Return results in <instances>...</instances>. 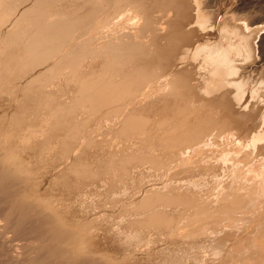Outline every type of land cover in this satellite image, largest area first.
Returning <instances> with one entry per match:
<instances>
[{"label":"rangeland","instance_id":"374dc122","mask_svg":"<svg viewBox=\"0 0 264 264\" xmlns=\"http://www.w3.org/2000/svg\"><path fill=\"white\" fill-rule=\"evenodd\" d=\"M13 1V0H12ZM26 1V2H25ZM34 1V0H33ZM32 0H14V2H16L17 4L20 2L22 4L21 9H18L20 8L19 5H18V10L14 13H12L10 16H9V20L6 23L4 22L0 28V173L4 176H2L1 174V178L0 179V183H1V187L2 185H5V183L9 186L6 191L4 193H0V216L3 218V220H1L2 218L0 217V222H4L2 224H6L5 223V219L9 218L11 219L12 221V224H18V226H21L19 227V230H16V232L14 233H11L9 235V239L6 240L5 236L1 235L0 234V264H31V261H32V258H34V256L31 254L33 252H30L31 249H19L21 250V254L22 255V258L21 259H16L15 257V254L12 250V247H11V243L15 245L17 244H24L25 242L27 243H31V246L33 247H36V248H41V251L43 249V252L42 253H47L46 256H47V259L48 262L46 261L47 259L44 258V261L47 262V263H50L52 260H53V257L56 258L54 259L53 262L52 261V264H74V261L76 260V263L77 261H80V259H76L74 260V258H72L73 256L71 255L73 252H75V249L73 248L75 246V243L76 245H80V249L81 250H86V251H82L80 252V256L82 255V259L84 258V255L87 253V256L90 257V260L89 261H92V264H109V263H114V264H139V263H142L143 261L145 263H148V264H165V260L161 259L163 258L162 257V254H160V252L162 251V249L164 250L166 247L170 248V253L172 251H177L176 249H180V247H177L176 246H179V245H185V243L188 241V243L190 242V244H194V243H202L204 244L205 242H207L205 239H208L209 237H213V236H220V237H226L225 234L226 233H230V237H226V238H223L225 240V243H224V246L222 248V251L221 249L218 251V253L216 252L214 254V252H206L204 259L203 261H201L199 264H264V239L262 238L261 234L262 232L260 231H263V229L261 228H264V213H261L260 212V208H257L256 210L253 209L252 207H248V206H240L238 207L237 205H233V202L231 203V201H233L234 199H232V197H234L235 194L239 193H235L236 190L239 191L238 189H236L237 186V180L238 179V174L240 175V171H243L244 168L246 169V165L250 162L251 158L249 159V161H247V156L248 155H251L253 154L254 152V148L251 146L250 147V143L249 141H245L244 144L242 145V150L244 148V154L241 156L242 158H239L241 159L239 161V165L238 166H233V152L234 150H230V149H227V147H224L226 145H228L231 141H236L234 135L232 134L231 131L229 132H223L221 133V137H220V133L218 132V130L210 123V120H209V117H208V114H209V109L205 110L202 108V112L200 111V109L197 110L196 107H193L190 108V109H186L185 111H178V113H176V117H177V120L174 121V122H171L168 126V124H164V125H161L163 124V121L164 119H157L156 120V124H154V126L150 123L151 119H153V117L155 116V114H157V111L158 109H160V104L158 100L162 99L163 98V95L167 96V94L165 93L166 91V84H165V81L163 82L162 77L160 76H155L154 78L156 80L153 79V76L152 78L149 80V82H151L150 84L147 83L148 86L151 85V87H148L147 85L145 86H140L138 87L139 85H137V83L134 81L133 78H129V77H126L125 79V82H124V85L127 84L128 88L126 86H123L124 88L128 89V90H125L124 89V96L121 97V96H115V93L117 92L116 90L117 89H112V90H108L106 88H109V84L108 85H105V86H101L99 89H97L96 91L93 92V95L91 94L88 99H84V96H80L78 97V100L81 101L80 102V105L77 106L76 103L72 102V93H73V88L75 87L76 83L78 82V76L77 74L79 72H82V69H84L83 71H86L87 69L88 70H91L93 69L95 66V63L98 61V64L99 62H103V60H105V57H110L109 54L105 55V54H102L101 51L99 50H102L105 48V46L108 44V42L110 43L112 41V38L113 40H116V38L118 39L119 37L118 36H115V34H111V33H107V32H104L102 29V32H104V34L101 32V30L98 28L100 27L101 25H103V22L106 21L105 18H101V24L99 23V21H97L98 23H96L95 25V28L97 27V29H94L93 25L88 22V25H87V22H81L79 23V27L78 25L75 27V30L73 31V33L71 34L72 36H67L69 37V39L66 40V43L64 42L59 49L60 51L58 52V54H56V58L55 59H59L57 57H64L65 53H69L74 47H75V44L77 46V44L79 45L80 40H82L83 38V41H85L88 45V49L90 48V50L94 49L93 51H96V55H94L93 57H89L88 55L85 56L84 58H82V62L80 61V63L78 62V64L74 65L75 64V60H73V63H72V60L69 58L67 61H63V63L60 65V68L64 65V66L58 71V74L56 75V78H53L51 79L50 81H47L49 83H42L39 82H33V85L30 84L35 78L36 76H38L39 74H42L46 71V69L48 68V66L54 61L55 59H52L49 61L48 65L46 63L42 64L44 65L42 68L40 65L38 68H35L37 69L36 71H32L33 72V75L31 74L32 72L30 71L31 69H28L27 71V68L26 67V60L28 57H31L32 56V53H33V49L31 48V46H28V36L30 35L31 32H33L35 30V27H36V21L37 19L33 16V15H30L28 17H22V9L25 10L27 7H30L33 5V2ZM232 2V3H231ZM237 7L233 8L234 11H241V12H245L246 13V18L249 20V21H256V22H259L261 24H257L253 27L254 28H262L264 27V0H211L209 1V10L211 12V14L213 13L214 16H217V18L221 17V13H225L227 11V9H231V7L233 6L234 3H237ZM72 0H57L53 3H50L48 4L46 7V12H47V16L50 15L49 19L50 21H53L55 20V18L57 19L58 16L60 15H63L64 13H67V8L68 10L71 9V8H74V7H71L72 6ZM31 4V5H30ZM70 4V5H69ZM27 5V6H26ZM67 5V6H66ZM213 5V6H212ZM228 5V7H227ZM66 6V7H65ZM212 6V7H211ZM1 7V6H0ZM62 7V8H61ZM58 10H61L60 12ZM65 12H64V11ZM0 17H2L3 15V10L2 8L0 9ZM5 11V10H4ZM20 11H21V15H20ZM63 11V13H62ZM52 13V14H50ZM219 15H218V14ZM54 14V16H53ZM98 14H101V11L98 13ZM54 17L52 18L51 17ZM58 15V16H57ZM14 16V17H13ZM33 16V17H32ZM57 16V17H56ZM30 18V19H29ZM52 18V19H50ZM14 19V20H13ZM25 19V20H23ZM32 19V21H31ZM12 20V21H11ZM21 20V21H20ZM105 20V21H104ZM14 21V22H13ZM30 21V22H29ZM20 22V23H19ZM14 23V24H13ZM35 23V24H34ZM81 24V25H80ZM85 24V25H84ZM90 24V26H89ZM94 24V23H93ZM98 24V25H97ZM105 24V23H104ZM10 27H9V26ZM13 25V26H12ZM15 25V26H14ZM85 26L82 27V26ZM5 26V27H4ZM23 28H22V27ZM25 26V28H24ZM28 26V27H27ZM16 28V29H15ZM34 30H33V29ZM80 30H78V29ZM9 29V30H8ZM12 29V30H10ZM24 29V30H23ZM31 29V30H30ZM85 29V30H84ZM95 31H94V30ZM16 30V31H15ZM30 30V31H29ZM99 31L98 33L96 32ZM264 30V29H263ZM262 30L261 34L264 36V31ZM22 31V32H21ZM29 31V32H28ZM84 31V32H83ZM83 32V34H82ZM9 33V34H8ZM78 33H80L78 35ZM92 33V34H91ZM94 33V34H93ZM97 33V34H96ZM75 34V35H74ZM78 37H77V35ZM74 35V36H73ZM82 35V36H81ZM89 35V36H88ZM97 35V36H95ZM6 36V37H5ZM11 36V37H10ZM110 36V37H109ZM73 37V38H71ZM82 37V38H81ZM86 37V40H84ZM95 37V38H94ZM108 37V38H107ZM4 38V39H3ZM6 38V40H5ZM20 38V39H19ZM77 38V39H76ZM105 38V39H103ZM3 39V40H2ZM12 39V40H11ZM15 39V40H14ZM76 39V40H75ZM80 39V40H79ZM103 42H102V40ZM11 40V41H10ZM26 40V41H25ZM69 40V41H68ZM88 40V41H87ZM111 40V41H110ZM79 41V43H77ZM98 41V42H97ZM101 41V42H100ZM13 42V43H12ZM74 42V43H73ZM94 42V43H93ZM4 44V45H3ZM7 45V46H6ZM9 45V46H8ZM19 45V46H18ZM25 45V46H24ZM21 46V47H20ZM7 47H8V50H7ZM30 47V48H28ZM73 47V48H72ZM95 47V48H94ZM26 48V49H25ZM18 49V50H17ZM71 49V50H70ZM10 50V51H9ZM29 50V51H28ZM62 50V51H61ZM9 51V52H8ZM99 51V53H98ZM263 51H264V47H263ZM3 52V53H2ZM29 52V53H28ZM63 52V53H62ZM7 53V54H6ZM20 53V54H19ZM35 53V51H34ZM34 53H33V56H34ZM264 53V52H263ZM63 54V55H62ZM4 55V56H3ZM7 55V56H6ZM28 55V56H27ZM99 55V56H98ZM262 56V55H261ZM261 56L259 55V60H261ZM16 57V58H15ZM101 57V58H100ZM6 58V59H5ZM8 58V59H7ZM21 58L23 60H21ZM99 58V59H98ZM104 58V59H103ZM103 59V60H101ZM3 60V61H2ZM45 60V59H44ZM54 60V61H53ZM258 60V61H259ZM15 61V62H14ZM24 63H23V62ZM46 61V60H45ZM43 61V62H45ZM69 61V62H68ZM23 64H21V63ZM48 62V61H47ZM68 62V64L66 63ZM2 63V65H1ZM5 63V64H4ZM11 63V64H10ZM52 63V64H53ZM72 63V64H71ZM87 63V64H86ZM90 63H91V66H90ZM94 63V65H93ZM7 64V65H6ZM25 64V66H24ZM67 64V65H66ZM69 64H71L72 66H70ZM98 64L96 63V67H98ZM257 65L254 66V68L252 70H247V73H249V76L251 77L250 78V81L252 82V84L254 82H256V80L258 81V79L260 80V75L262 73L261 71V65H263L262 67H264V61H260L259 63H256ZM6 65V66H4ZM12 65V66H11ZM19 65V66H18ZM100 65V64H99ZM4 66V67H3ZM10 66V68H9ZM18 66V67H16ZM68 66L70 67H73L71 68L72 71L70 72L69 71V68H67ZM83 66V68H82ZM258 66V67H257ZM7 67V68H6ZM46 67V68H45ZM92 67V68H91ZM96 67L94 69H96ZM6 68V69H5ZM16 68V69H15ZM64 68V69H63ZM67 68V71L65 70ZM257 68V70H256ZM3 69V70H2ZM10 69V70H9ZM40 69V70H39ZM44 71H43V70ZM70 69V70H71ZM8 72H6V71ZM81 70V71H80ZM140 70V69H139ZM137 70V75L141 74L143 72V70L141 69L140 71ZM5 71V72H4ZM10 71V72H9ZM17 71V72H16ZM41 73H40V72ZM75 73H74V72ZM138 71H139V74H138ZM4 72V73H3ZM15 72V73H14ZM65 72V73H64ZM73 72V74H72ZM7 73V74H6ZM11 74V76H10ZM35 74V75H34ZM16 75V76H15ZM79 75V74H78ZM10 76V77H9ZM31 76V77H30ZM35 78H34V77ZM14 77V78H13ZM33 77V79H32ZM2 78V79H1ZM11 78V79H10ZM29 78V79H28ZM159 78V80H158ZM31 80V82L29 83V81ZM127 80V81H126ZM134 85H131L132 83ZM154 80V81H153ZM159 82H158V81ZM4 81V82H3ZM24 81V82H23ZM68 81V82H67ZM162 81V82H161ZM128 82V83H127ZM154 84H153V83ZM161 82V83H160ZM5 83V84H4ZM55 83V84H54ZM158 83V84H157ZM4 84V85H3ZM10 84V85H9ZM40 84V85H39ZM54 84V85H53ZM136 84V85H135ZM157 86H156V85ZM25 85V86H24ZM30 85V86H29ZM63 85V86H62ZM74 85V86H73ZM130 85V86H129ZM160 85H164V88L163 86H160ZM5 86L7 88H5ZM11 86V87H10ZM41 86V87H40ZM48 86V87H47ZM68 86V87H67ZM136 86V87H135ZM155 86L157 88H155ZM32 87V88H31ZM132 87V89H130ZM141 87H147V88H144V90L141 88ZM154 87V88H153ZM162 87V88H161ZM27 88H30V91L29 89L27 90ZM47 88V89H46ZM57 88V89H56ZM59 88V89H58ZM105 88V89H104ZM138 88V89H137ZM151 88V89H150ZM52 89V90H51ZM62 89V90H61ZM102 89V90H101ZM134 89L135 92L137 93H133L134 92ZM140 89V90H139ZM155 89V90H153ZM158 89H161V90H158ZM164 89V90H163ZM68 90V91H67ZM101 90V91H99ZM105 90V91H104ZM132 90V91H131ZM144 91V92H141V91ZM147 90V92H146ZM148 90H152V93H150L151 91L148 92ZM157 90V93L155 92ZM67 91V92H66ZM112 91V92H111ZM153 91L155 93V95H152L153 94ZM6 92V93H5ZM20 92V93H19ZM30 92V93H29ZM47 92V93H46ZM62 92V93H61ZM97 92V93H96ZM140 92V93H138ZM28 93V94H27ZM44 93V94H43ZM51 93L52 94V98H48L47 101H46V96H48V94ZM145 95H144V94ZM150 93V94H149ZM163 95L160 97L159 94ZM21 94V95H20ZM46 94V95H45ZM55 94V95H54ZM65 94V95H64ZM111 94H114V95H111ZM140 94V95H138ZM148 94V95H147ZM157 94V95H156ZM20 95V96H19ZM59 95V96H58ZM98 95V97L96 96ZM107 95V96H105ZM159 95V97H157ZM54 96V97H53ZM70 96V98H69ZM92 96H93V99H96L95 101L92 99ZM96 96V97H95ZM103 96V97H102ZM114 96V97H112ZM141 96V97H139ZM145 96H147V98H145ZM164 96V97H165ZM68 97V98H66ZM109 97H110V101L108 102L109 100ZM128 97V98H127ZM151 99H149V98ZM158 99H156V98ZM61 100H59V99ZM87 98V97H85ZM98 98V99H97ZM106 98L108 99L106 101ZM114 98V99H113ZM146 100H145V99ZM153 98V100H152ZM45 99V100H44ZM84 99V100H83ZM121 99V100H120ZM134 99V100H133ZM148 99V100H147ZM156 99V100H155ZM86 100V101H85ZM91 100V101H90ZM99 100V101H98ZM103 100V101H102ZM126 100V101H124ZM137 100V101H136ZM139 100V102H138ZM141 100V102H140ZM44 101V102H43ZM55 101V103H54ZM84 101V102H82ZM90 103L91 105H89L88 103ZM94 101V102H93ZM102 101V102H101ZM134 101V102H133ZM145 101V103H143ZM153 101V102H152ZM156 101V102H155ZM7 102V103H6ZM48 102V103H47ZM63 102V103H62ZM72 102V103H71ZM93 102L96 106H98V103H100V107L99 108H102V111L101 109H99V113L97 111L98 114H96L95 112H93L92 110H89L91 109V107L94 106ZM97 104H96V103ZM104 102V103H103ZM116 102V103H115ZM137 105H136V103ZM155 102V103H154ZM43 103V104H42ZM67 103V104H66ZM74 103V104H73ZM118 103V104H117ZM143 103V104H142ZM149 103V104H148ZM154 103V104H153ZM83 104V106H82ZM142 106H139L141 105ZM151 104V105H150ZM66 105V106H65ZM77 107V109H74ZM91 107H89V106ZM106 105V106H105ZM132 105V106H131ZM134 105V106H133ZM138 107V112H137V108L135 107ZM159 105V106H156ZM11 106V107H10ZM112 106V107H111ZM131 106V107H130ZM150 106V107H149ZM6 107V108H5ZM80 107V108H79ZM122 107V108H121ZM130 107V108H129ZM140 107V108H139ZM142 107V108H141ZM89 108V109H88ZM94 108V107H93ZM124 108V109H123ZM132 108V109H131ZM133 108H135L133 110ZM144 108V109H143ZM146 108V109H145ZM196 108V109H195ZM68 109V110H67ZM141 109V110H139ZM197 111H195V110ZM94 110V109H93ZM114 110L119 113L121 110V112L119 114H117L116 112L114 113ZM130 112H129V111ZM133 110V111H132ZM136 110V111H135ZM150 110V111H149ZM71 111V112H70ZM92 111V112H90ZM101 111V112H100ZM108 111V112H107ZM156 111V112H155ZM193 111V112H192ZM207 111V112H204ZM126 112H127V115H126ZM131 112H136L138 113V115L136 116L137 118L140 116V118H138L139 121L136 122V124H132V126H130V136L128 134H126L127 136L125 137H119L117 136L116 132L119 133L120 130L124 129L126 127V124H124V122H126L127 120V117L128 115L130 116ZM159 112V111H158ZM180 112V113H179ZM187 112V113H186ZM198 112H201L198 114ZM93 113V114H92ZM107 113H111L110 115L111 116H114L113 118L115 120H118L115 121L111 116L108 118L107 116ZM142 113V114H141ZM160 113H162V117L166 118V117H170L171 115H174L170 109L169 110H162ZM184 113V114H183ZM203 113V114H202ZM208 113V114H207ZM72 114V115H71ZM88 114V115H87ZM120 115V116H115V115ZM125 114V115H124ZM148 114V116H147ZM199 116H198V115ZM205 114V115H204ZM3 115V116H2ZM65 115V116H64ZM123 115V116H122ZM142 115V116H141ZM182 115V116H181ZM192 115V116H190ZM194 115V117H193ZM203 116V118H200V120L198 119L200 116ZM58 116V117H57ZM127 116V117H126ZM132 116V114H131ZM181 116V117H179ZM198 118H197V117ZM201 116V117H202ZM205 116V117H204ZM57 117V118H56ZM119 117V118H118ZM126 119H124V118ZM123 118V119H122ZM196 118L199 120L196 121ZM7 119V120H6ZM104 119V120H103ZM184 119H188V121L186 122V124L183 122L185 121ZM202 119H204L205 123L202 121ZM9 120V121H8ZM86 120V121H84ZM124 122H123V121ZM144 120V121H143ZM194 120V122H193ZM207 120V122H206ZM17 121V122H16ZM82 121V122H81ZM84 121V122H83ZM121 121L123 123H121ZM179 121V122H178ZM192 121V122H190ZM88 122V125L87 123ZM91 122V123H90ZM116 122V123H115ZM121 124H120V123ZM143 122V123H141ZM199 122V123H198ZM201 122V123H200ZM203 122V124H202ZM6 123V124H5ZM77 123L79 124V127L81 125H83L85 128L83 129V126L80 127V129H77ZM82 123V124H81ZM84 123H86L84 125ZM90 123V124H89ZM107 123V124H106ZM159 123V124H158ZM161 123V124H160ZM141 124V125H140ZM148 124V125H147ZM153 126L150 127L149 126ZM191 124V126H190ZM202 124V125H201ZM2 125V126H1ZM13 125V126H12ZM88 128H87V126ZM125 125V126H124ZM136 125V126H135ZM144 127H143V126ZM157 125V126H156ZM160 125V126H159ZM167 127H166V126ZM181 125V126H180ZM210 126V127H206V126ZM48 126V127H47ZM73 126V127H72ZM135 126V127H134ZM138 126V127H137ZM139 126H142V127H139ZM149 128H148V127ZM162 126H163V129H162ZM165 126V128H164ZM171 126V127H170ZM189 126V127H188ZM196 126V127H194ZM78 127V128H79ZM121 127V128H120ZM152 131H149L147 132L146 128ZM154 127L156 129H154ZM161 127V128H160ZM188 127V129H187ZM194 128V131L196 129V132L192 131L191 128ZM198 127V128H197ZM200 127V129H199ZM76 128V130H75ZM132 128H134V131H132ZM136 128V129H135ZM144 128L146 130H144ZM207 128V129H206ZM3 129V130H2ZM7 131H6V130ZM84 131H83V130ZM87 130V132L85 133V131ZM114 129V130H113ZM140 129V131H138ZM143 129V130H142ZM161 131H160V130ZM205 129V130H204ZM211 131H210V130ZM10 130V131H9ZM31 130V131H30ZM71 130V131H70ZM78 130V132H76ZM83 134H82V132ZM159 132H158V131ZM200 131V134H199V131ZM201 130L207 132V134L209 133V136L205 133H202ZM207 130V131H206ZM215 130V131H214ZM5 131V132H4ZM13 131V132H12ZM25 131V132H24ZM188 131V132H187ZM193 132V133H190ZM198 131V132H197ZM213 131L215 132L216 135H213ZM12 133V136L11 133ZM15 132V134H14ZM28 132V134H27ZM71 132V133H70ZM73 132V133H72ZM113 132V133H112ZM135 132H137L138 134H135ZM146 134H145V133ZM154 132L153 136H152V133ZM187 132V133H186ZM210 132H212L210 135ZM219 133V136L218 133ZM6 133V134H5ZM9 136H8V134ZM77 133V134H75ZM109 133V134H108ZM111 133V134H110ZM157 135H156V134ZM195 133V134H194ZM225 133V134H224ZM226 133L228 134L226 136ZM230 133V134H229ZM19 134V135H18ZM33 134V135H32ZM134 134V135H133ZM144 134V135H142ZM151 134V136L149 135ZM162 134V136H161ZM196 137V138H193V136ZM199 134V135H198ZM202 134V135H201ZM17 139H16V136ZM36 135V136H35ZM78 136V135H82V138L79 143H76L75 145H73V148H71L70 150L67 148V140L69 137H72V136ZM85 135V136H84ZM88 135V136H87ZM111 135V136H110ZM142 135V136H141ZM190 135L193 139H191L190 137V143L187 144L186 141H187V136ZM204 137V138H202ZM207 135V136H206ZM230 135V136H229ZM19 136L21 138H19ZM24 136V137H23ZM29 136V137H28ZM73 136V137H74ZM95 136V137H94ZM102 136V137H101ZM116 136V137H115ZM135 136V137H134ZM136 136H138L139 138H137ZM149 136V137H148ZM180 136V138H179ZM185 136V137H184ZM214 136V137H213ZM216 136V137H215ZM222 136H226L225 139L223 140L222 139ZM231 138L229 140V137ZM7 137V139H6ZM111 139H110V138ZM118 137V139H117ZM129 138L128 139H125L124 138ZM148 137V138H147ZM154 139H153V138ZM156 137V139H155ZM160 137V138H158ZM178 137V138H177ZM207 137V138H206ZM208 137H211V138H208ZM219 137V138H218ZM4 140H3V139ZM34 138V139H32ZM67 138V139H66ZM91 138V142L89 141ZM94 138V140H92ZM99 138V139H98ZM132 138V139H131ZM137 138V139H136ZM151 138V139H150ZM177 138V139H176ZM199 138H202V139H199ZM233 138V139H232ZM19 139V140H18ZM22 139L24 141H22ZM28 139V140H26ZM89 139V140H88ZM106 139V140H105ZM122 139V140H120ZM134 139V140H133ZM143 139V140H142ZM153 139V140H152ZM179 139V141H178ZM182 139V141L180 140ZM196 139H198L197 141H195ZM207 140L206 143L205 141L203 140ZM215 139V140H214ZM218 139V140H217ZM235 139V140H234ZM12 140V141H11ZM16 140V141H15ZM38 140V141H37ZM99 140H102L100 141L101 144L100 147H99V154L100 155V158L97 156V158L101 161L103 160V157H112L111 155L113 154V157H115L116 159H119L121 160L123 155H126V153H128L127 151L131 152V150H135L138 146L140 147H143V148H147L149 149V151H151V154H152V151L153 149L155 151H153L155 154H156V149H157V153L159 152L158 156L156 154L155 158L157 159H161V158H167V162L170 163V161L172 162L173 160V163H170L168 164L167 163L166 165H168L169 168H167V166H165V171L166 173H164L165 175H163L162 177H157L155 178L154 176V179H152L153 177L150 176L148 177V171H151L153 168L150 167L149 169V163H147V166L146 167H142L143 165H145L144 163H140L137 167H139L140 169H138L137 167L135 168V173L136 175L134 174H131V175H127V177H122L121 180L124 181V187L126 188V182H127V188L123 189L122 191L124 192L125 195H123L122 199L119 200L117 203L115 204H109L108 205H101L100 204H97L98 203V196H99V193H93L92 195L90 194H87V193H82V190H75V187H76V182H74V180L72 178H70L69 175H66L67 174V170L70 169V166L73 164V161H75V159L77 160L82 154H84L86 152V150H91L92 149V152H96L97 150V147H94L91 146L90 143H92V141H99ZM122 142V143H120ZM141 142H140V141ZM146 140V141H145ZM148 140V141H147ZM218 142H217V141ZM230 142H229V141ZM33 141V142H32ZM57 141V142H56ZM86 141V142H85ZM127 141V142H125ZM129 141H131L129 143ZM133 141V142H132ZM139 141V142H138ZM150 141V142H149ZM157 141V142H156ZM160 141V142H159ZM175 141H177L175 143ZM194 141V142H193ZM6 142V143H5ZM9 142V143H8ZM65 142V143H64ZM118 142V143H117ZM147 144H146V143ZM196 142V143H195ZM22 143V144H21ZM26 143V144H24ZM64 143V144H63ZM128 144V145H125ZM136 143V144H135ZM151 143V144H150ZM180 143V144H178ZM195 143V144H193ZM221 143L224 145L222 146ZM105 144V145H104ZM149 144V145H148ZM164 146H163V145ZM172 144V145H171ZM178 144V145H177ZM200 144V145H199ZM212 144V146H211ZM239 144V143H238ZM20 145L21 148L18 149L17 147ZM41 145V146H40ZM65 145V146H63ZM84 145V146H83ZM109 145V146H108ZM133 145V146H131ZM138 145V146H137ZM198 145V146H197ZM209 145L211 147H213V149L211 147H209ZM219 145V146H218ZM220 145H221V148H220ZM12 146H15V147H12ZM39 146L41 148H39ZM63 146V147H62ZM80 146V147H79ZM112 146V148H111ZM118 146V147H116ZM124 146V147H123ZM131 146V147H130ZM151 146L152 147V150H151ZM156 146H158L156 148ZM166 146V147H165ZM190 146V148H189ZM201 146V147H199ZM216 149H214L215 147ZM237 146V145H236ZM239 146V145H238ZM245 146V147H244ZM59 147V148H58ZM103 149H102V148ZM115 147V148H114ZM125 147H128L126 148L125 150ZM130 147V148H129ZM161 147V148H160ZM168 148V149H165V148ZM193 152L192 151V149ZM207 147V148H206ZM209 147V148H208ZM222 148H225V149H222ZM5 148V149H4ZM11 148V149H10ZM12 148H15L17 149L18 151H16V153L14 152V150ZM25 151H24V149ZM67 148V149H66ZM89 148V149H88ZM101 148V149H100ZM107 148V149H106ZM111 148V149H110ZM114 148V149H113ZM118 148V149H117ZM123 148V149H122ZM135 148V149H134ZM156 148V149H155ZM196 148V149H195ZM201 148V151L200 149ZM203 148V149H202ZM213 150V153L210 155V153L212 152L211 149ZM218 148V149H217ZM249 148H250V151H249ZM4 149V150H3ZM6 149L8 151H6ZM29 149V150H28ZM46 149V150H45ZM53 149V150H52ZM73 149V152H70L72 151ZM96 149V150H94ZM162 149V150H161ZM163 149H165L166 151H164ZM172 149V150H170ZM187 149V150H185ZM189 149V151H188ZM198 149V150H197ZM205 149H209V150H206L207 153L205 154ZM227 149V150H226ZM253 149V150H252ZM2 150V151H1ZM12 150V152H11ZM28 150V151H27ZM61 150V151H60ZM63 150V151H62ZM69 150V151H68ZM100 150H103L102 153L100 152ZM118 150V151H117ZM124 150V151H123ZM178 150V151H177ZM224 150V151H223ZM3 151L5 152H8V153H3ZM11 153H10V152ZM20 151V152H19ZM25 154V156H23V153ZM31 151V152H30ZM48 151V152H47ZM111 151V152H110ZM163 154H160L162 153ZM180 151V152H179ZM182 151V152H181ZM188 151V152H186ZM203 152L204 155H202ZM214 151H217L214 153ZM225 151L227 152L225 154ZM246 151V152H245ZM18 152V153H17ZM65 152H68L65 154ZM166 152V153H164ZM168 152V153H167ZM172 153V156H171V153ZM176 152L177 155L175 156L173 153ZM196 152L198 154H196ZM223 157L222 156V154ZM248 152V153H247ZM11 154V155H8V154ZM15 153V154H14ZM32 153V154H31ZM42 153V154H41ZM48 153V154H47ZM120 153V154H119ZM152 154V155H155V154ZM179 153V154H178ZM184 153V154H183ZM187 153V154H186ZM193 155H191V154ZM209 153V154H208ZM7 154V155H5ZM12 154L16 155V157H12ZM19 154V155H18ZM31 154V155H30ZM183 154V155H181ZM194 154H196V156H194ZM214 154V155H213ZM227 154H229V157L227 156ZM17 155L22 157L19 159V161L23 164L21 166H19L21 163L19 162L17 164ZM38 155V156H37ZM78 157H77V156ZM90 155V156H89ZM121 155V156H120ZM160 155L162 157H160ZM187 155V156H186ZM189 155V156H188ZM194 159H192L191 157ZM199 155V156H197ZM212 155L214 157H212ZM217 155V157L215 156ZM4 156V157H3ZM8 156V158H7ZM11 156V157H10ZM42 156V157H41ZM62 156V157H61ZM89 156V157H88ZM117 156V157H116ZM121 158H120V157ZM164 156V157H163ZM171 156V157H170ZM178 156V158H177ZM186 156V157H185ZM203 158H202V157ZM204 156H207L206 159L207 161H205V157ZM227 156V158H226ZM9 157L11 160H9ZM27 157V159H26ZM57 157V158H56ZM68 157V158H67ZM72 157H73V160H72ZM87 157L89 159H92V153L88 154ZM92 157V158H91ZM112 157V158H113ZM160 157V158H159ZM182 157V158H180ZM190 157V158H189ZM201 159H199V158ZM218 157H222V158H218ZM113 158V159H115ZM173 158V159H172ZM176 158V160H175ZM187 158V159H186ZM5 159H8V160H5ZM25 159V160H24ZM71 159V160H70ZM106 159V158H105ZM104 159V160H105ZM115 159V160H116ZM172 159V160H171ZM179 159V160H178ZM200 160L199 163L197 160ZM210 159V161H213V162H210L208 161ZM227 161H225V160ZM13 160V161H12ZM15 160V161H14ZM186 160V161H185ZM195 161L193 163L192 161V165L191 164V161ZM204 160V161H203ZM222 160V161H221ZM3 161V162H2ZM55 161V162H54ZM180 161V162H179ZM184 161L186 163H184ZM203 161V162H202ZM217 161V162H216ZM222 163H221V162ZM229 161V162H228ZM232 161V162H231ZM7 162V163H6ZM179 162V163H178ZM183 162V163H182ZM197 162V164H196ZM208 162V163H207ZM232 163V165L229 163ZM17 165V167L14 165ZM176 163V165H175ZM182 163V164H181ZM201 163V164H200ZM207 163V164H206ZM213 165H212V164ZM215 163L217 164V167L215 165ZM226 163V164H225ZM245 163V164H244ZM6 164V165H4ZM185 166H184V165ZM209 164V166H207ZM252 164V162H251ZM12 165V166H11ZM25 165V166H24ZM29 165V166H28ZM151 165V164H150ZM187 165L189 167V172L188 171V168H187ZM196 166H199V165H203V166H199L200 169L197 168V172H196V169L194 168ZM206 165V166H205ZM215 165V166H214ZM2 166V167H1ZM6 166V167H4ZM16 169H15V167ZM23 166V168H22ZM28 168H27V167ZM212 166V167H211ZM233 166V167H232ZM148 167V168H147ZM182 167V168H181ZM191 167V168H190ZM203 167V168H202ZM205 167V168H204ZM211 169H210V168ZM12 168V169H11ZM20 169V173L17 175L16 172H19L18 169ZM26 168V170L24 169ZM147 168V171H144V169L146 170ZM184 169L185 171H181V169ZM193 168V169H192ZM202 168V169H201ZM209 168V169H207ZM15 169L16 172H13ZM21 169H24L23 173H22V170ZM30 169V171H28ZM138 169V170H137ZM172 169V171H171ZM205 169V170H204ZM206 169L208 171H206ZM213 169V170H212ZM237 169V170H236ZM239 169H241L239 171ZM137 170V171H136ZM141 170V173L140 171ZM169 170V172H168ZM187 170V171H186ZM192 170H195V173L192 171ZM203 170V171H202ZM230 170V171H229ZM233 170L235 172H233ZM27 171V173H26ZM143 171V172H142ZM154 171V169L152 170V172ZM203 173H202V172ZM206 174H204L205 172ZM210 171H212L210 173ZM229 171V172H228ZM139 172V174H138ZM145 172V173H144ZM177 172V173H176ZM186 176H185V174ZM191 172H193L191 174ZM200 172V173H199ZM13 173H16V174H13ZM154 173V172H153ZM168 173V174H167ZM173 173V174H172ZM144 176H143V175ZM167 174V175H166ZM190 175V177L188 175ZM237 174V175H236ZM6 175V176H5ZM24 175V177H23ZM28 176V177H26ZM136 176V177H135ZM141 176V177H140ZM173 176V177H172ZM198 176V177H197ZM227 176V177H226ZM234 176V177H233ZM19 177V178H18ZM64 177V178H63ZM129 177V178H128ZM134 179H133V178ZM147 177L146 179H144V182L145 180L148 181V182H145V183H142L141 181H143V178ZM167 177V178H166ZM206 177V178H205ZM22 178V180H21ZM78 178V177H77ZM126 178V180H124ZM131 178V179H130ZM161 178V179H160ZM165 178V180H164ZM199 178V179H198ZM202 178V179H201ZM203 178H204V181H203ZM217 178V179H216ZM8 179V180H7ZM29 179V180H28ZM138 179V180H137ZM142 179V180H140ZM154 180V182L152 180ZM157 179V184H156V180ZM164 181H163V180ZM169 179V180H167ZM184 179V180H183ZM186 179V180H185ZM191 179H195L196 182H199V183H195L194 180H191ZM201 179V180H200ZM225 179V180H224ZM1 180L3 182H1ZM6 182H5V181ZM35 182H34V181ZM40 180V181H39ZM135 180V181H134ZM140 180V181H139ZM167 180V181H166ZM189 182L192 184H187V182ZM200 180V181H199ZM218 180V181H217ZM220 180V181H219ZM224 180V181H223ZM228 180V181H227ZM232 180H235L234 182ZM126 181V182H125ZM150 181V182H149ZM152 181V182H151ZM187 181V182H186ZM230 181V182H229ZM5 182V183H4ZM11 182V183H10ZM23 182V183H21ZM132 182V183H131ZM136 182V184H134ZM143 184L141 185L140 184ZM160 182V183H159ZM165 182V183H163ZM171 184H170V183ZM181 182V183H180ZM184 182L187 184V186H184V187H187L186 188V191H185V188L183 190V186H181V184L183 185ZM194 185H193V183ZM208 182V183H207ZM4 183V184H3ZM33 185H32V184ZM137 183H139L140 187L141 188H137L139 187L137 185ZM152 183V184H151ZM168 183V184H167ZM207 183V184H205ZM226 183V184H225ZM229 183V185H228ZM234 183V184H233ZM20 184V186H19ZM145 184V185H144ZM153 184H155L156 186H153ZM159 184V185H158ZM163 184V185H162ZM165 184L166 186L168 185V187H170V191L167 187H165ZM170 184V185H169ZM198 186H197V185ZM205 184V185H204ZM209 184V186H208ZM223 184V185H222ZM23 185V186H22ZM30 185V186H29ZM134 185H136V187H134ZM161 185V186H160ZM175 185V186H174ZM178 186V189H177V186ZM185 185V184H184ZM191 185V186H190ZM214 185V186H213ZM217 185V186H216ZM222 185V186H221ZM227 185V186H226ZM16 186V187H15ZM19 186V187H18ZM27 186V187H26ZM34 186V187H33ZM75 186V187H74ZM86 186V185H85ZM132 186L134 188V191L133 190H130L132 189ZM143 186V187H142ZM148 186V187H147ZM151 186V187H150ZM160 188L163 187L165 188V190L163 189V191H166L168 193H166V195L168 194L169 197L171 196H179V195H183L184 197H187L189 194H192L193 192V195H189V196H195L193 197V203H191L188 207L187 206H182V205H174V207H166L163 205H159L157 206L156 205V210L160 207V209H158L157 211L159 212H162V213H169L170 211L171 212H175L176 214H179V218L177 220V223L175 224V226H172L170 229H168L162 236V238H158L157 237L155 238V234H153L152 236L150 235V238L149 236H147L146 238L145 237H140L139 234H135V237L134 235L133 236H130L129 238H122L121 240H127V242L124 243L125 245V251L124 253H118V252H115V251H112V252H109L107 250H100V249H97L95 247V245L92 242L94 241H97L100 242L99 243H103L105 240H111L110 238H108L109 236L112 237V239L114 238L113 235H110L108 232H106L105 230V226L110 223L109 221L111 220L110 218H115V217H118V215H126V214H129L131 213L133 210H135L136 208L133 206H137L136 203L138 204L139 200L141 199V196H145L147 195V190L149 191V189H153V188ZM174 187V190L173 187ZM202 186V188H201ZM205 189H204V187ZM211 187H214L212 189L216 190L215 192V196L212 197V195H210V193H212L214 195V190L212 191L211 190ZM217 188H216V187ZM218 186H219V189H218ZM235 187L234 189L232 188ZM4 187V186H3ZM12 187V188H11ZM29 187V188H28ZM32 187H33V190H32ZM150 187V188H149ZM180 187V189H179ZM190 187V188H189ZM198 188V189H194V188ZM207 187V188H206ZM224 187V188H223ZM129 188V189H128ZM136 188V189H135ZM168 190H167V189ZM172 188V189H171ZM175 188L176 190L178 191H175ZM221 188V189H220ZM224 190H223V189ZM228 190H226V189ZM28 189V190H26ZM31 191H30V190ZM35 189V190H34ZM139 189V190H138ZM142 189V190H141ZM145 191H144V190ZM147 189V190H146ZM150 189V190H151ZM201 189H204L205 191H202L201 192ZM232 189V190H231ZM13 190V191H12ZM24 190V191H22ZM132 192H130V191ZM136 190V191H135ZM162 190V188H161ZM172 190V191H171ZM189 190V191H188ZM195 190V191H194ZM200 190V191H199ZM209 190V191H207ZM234 190V191H233ZM30 191V192H29ZM37 191V192H36ZM125 191L128 193H125ZM192 191V192H191ZM198 191L200 192V194L198 193ZM212 191V192H211ZM220 191V192H218ZM224 191V192H223ZM27 192V193H26ZM80 193V194H77ZM174 193L173 195L170 196L171 193ZM180 192V193H178ZM187 192V193H186ZM190 192V193H189ZM194 192H197L194 195ZM228 192V193H226ZM240 192H243V190H240ZM26 193V194H25ZM33 193H35L33 195ZM38 193V194H37ZM134 193V194H133ZM146 193V194H145ZM178 193V194H177ZM204 195H202V194ZM209 193V195H208ZM223 193V198L225 199L224 201L225 202H229L228 204L225 203V202H221L223 201V199H220L222 196ZM127 194V196H126ZM138 196H137V195ZM144 194V195H143ZM225 194V195H224ZM228 194H230V196H228ZM233 194V195H232ZM27 195V196H26ZM82 195V196H81ZM84 195V196H83ZM130 195V196H129ZM136 195V196H135ZM200 195L203 196L202 200H200ZM208 195V196H207ZM218 195L219 198L216 196ZM31 197V198H27V197ZM34 196V197H32ZM38 196V197H37ZM89 196V197H88ZM96 196V197H95ZM182 196V197H183ZM188 196V197H189ZM199 196V197H198ZM221 196V197H220ZM225 196V197H224ZM228 196V198H227ZM23 197V198H22ZM140 199H139V198ZM198 199H197V198ZM208 197V198H207ZM3 200H2V199ZM92 198V199H91ZM173 198V197H172ZM213 198V201L212 199ZM216 198V199H215ZM232 199L231 201L229 199ZM28 199V200H27ZM34 199V200H32ZM137 199V200H136ZM204 199V200H203ZM208 199H210V203L212 201L211 204H209L208 202ZM217 199L219 201H217ZM25 200V202H24ZM36 200H39V201H36ZM134 200V201H133ZM206 200V201H205ZM227 200V201H226ZM6 201V202H5ZM20 201V202H19ZM32 201V203L30 202ZM70 201V203H69ZM91 201V202H89ZM203 201V202H202ZM13 202V203H12ZM36 202V203H34ZM40 202L38 205L37 203ZM48 202V203H47ZM135 202V203H134ZM4 203V204H3ZM35 206H34V204ZM47 203V204H46ZM125 203H128V206L127 204ZM132 203V204H131ZM23 204V205H22ZM30 204H33L30 205ZM57 206H56V205ZM81 204V205H80ZM93 205L92 207L93 208H89V205ZM207 204V205H206ZM227 204V205H226ZM5 205V206H3ZM45 205V206H43ZM84 205V206H83ZM99 205V206H98ZM124 205V206H123ZM133 205V206H132ZM198 205V206H197ZM40 206V208H39ZM42 206V207H41ZM59 206V207H58ZM87 206V207H86ZM180 206V207H179ZM195 206V208H194ZM16 207V208H15ZM38 207V208H37ZM50 207V208H49ZM52 207V208H51ZM83 207V208H82ZM120 207V208H118ZM158 207V208H157ZM179 207V210L177 209ZM182 207V208H181ZM206 207V208H205ZM2 208H4L2 210ZM127 208V209H126ZM131 208H133L131 210ZM164 208V210H162ZM167 208V209H166ZM200 210H199V209ZM210 210H208V209ZM247 208V209H246ZM250 210H253V211H250ZM48 209V210H47ZM130 209V210H129ZM170 209V210H169ZM181 209V210H180ZM187 209V210H186ZM206 209V210H205ZM237 209V210H236ZM248 211V213L245 211L244 213L247 214H244L243 215V212L241 211ZM117 210V211H116ZM128 210V211H127ZM186 210V211H185ZM198 210L199 213L196 211ZM216 210V211H215ZM230 212V213H228ZM255 210V211H254ZM16 211V212H15ZM21 211V212H19ZM25 211V212H24ZM50 211V212H49ZM189 211V212H187ZM192 211V212H191ZM196 211V212H195ZM203 211V213L201 212ZM223 211V212H222ZM227 213V215L225 216V212ZM240 211V213H239ZM45 212V214H44ZM49 212V213H48ZM181 212V213H179ZM187 212V213H185ZM209 212V213H208ZM217 212V214H216ZM3 213V214H2ZM36 213V214H35ZM51 213V214H50ZM196 213V214H195ZM198 213V214H197ZM215 213V214H214ZM256 213V215L254 214ZM42 214V215H41ZM50 214V215H49ZM149 214V213H147ZM201 214V215H199ZM206 214V215H205ZM222 214V215H221ZM252 214H254V218L252 216ZM259 214V215H258ZM263 215V216H260ZM10 215V216H9ZM44 215V216H43ZM144 215V214H143ZM146 215V213H145ZM187 215V216H186ZM208 215V216H207ZM221 215V216H220ZM234 216V218H232V216ZM242 215V216H241ZM252 217L250 219V217ZM34 216V217H33ZM182 216V217H181ZM195 216V217H194ZM201 216V218H200ZM212 216V217H211ZM223 216V218H222ZM247 217L248 219L244 218L245 220H243V217ZM47 217V219H46ZM49 217V218H48ZM197 217V218H196ZM229 219H228V218ZM236 217V218H235ZM260 217V218H259ZM52 218V219H51ZM205 220H204V219ZM213 222H212V220ZM215 218V219H213ZM218 218V219H216ZM220 218V219H219ZM227 218V219H226ZM242 221H246L244 222V224H242L243 222ZM262 218V219H261ZM26 219V220H25ZM51 219V220H50ZM60 219V220H59ZM73 219V220H72ZM234 219V220H232ZM236 219H239L238 222L241 221V223H237ZM259 219V220H258ZM25 220V221H24ZM33 220V221H32ZM50 220V221H49ZM179 220H180V223H179ZM199 220V222H198ZM203 220V221H202ZM225 220V221H224ZM232 220V221H231ZM248 220V222H247ZM258 220V221H257ZM14 221V222H13ZM32 221V222H31ZM35 221V222H34ZM66 221V222H64ZM202 221V222H201ZM220 221V222H219ZM263 221V222H261ZM41 222V223H40ZM61 222V223H59ZM108 222V223H107ZM208 222V223H207ZM210 222V223H209ZM227 222V223H226ZM231 222V223H230ZM233 222V223H232ZM32 223V224H31ZM182 223V224H181ZM226 223V224H225ZM249 223V224H248ZM260 223H261V226H260ZM39 224V225H38ZM58 224V225H57ZM69 224V225H68ZM178 224L180 225V227L178 226ZM211 224V225H210ZM228 224V225H227ZM237 225V227L235 225ZM239 224V225H238ZM242 224V225H241ZM29 225V226H28ZM64 227H63V226ZM66 225V227H65ZM71 225V226H70ZM190 225V226H189ZM214 225V226H213ZM216 225V226H215ZM220 225V227H219ZM233 225V226H232ZM254 225V226H253ZM35 226V227H34ZM58 226V227H57ZM178 226V228H177ZM205 226V227H204ZM222 226V227H221ZM228 226V227H227ZM257 226V227H255ZM25 227V228H24ZM63 227V228H62ZM203 227V228H201ZM225 227V228H223ZM232 227V228H231ZM241 227V228H240ZM249 227V228H248ZM49 228V229H48ZM60 228V229H59ZM184 228V229H183ZM186 228V229H185ZM222 228V229H221ZM231 228V229H230ZM242 228L244 231H242ZM245 228V229H244ZM59 231H58V230ZM72 229V230H70ZM182 230V232L179 231ZM190 229V230H189ZM206 229V230H205ZM218 229V230H217ZM235 229V230H234ZM258 229V230H257ZM21 232H18L20 231ZM55 230H57L58 232H55ZM69 230V231H68ZM76 230V231H75ZM209 230V231H208ZM213 232H212V231ZM63 234H61V232ZM84 233H83V232ZM170 231V232H169ZM174 231V233H173ZM176 231V233H175ZM189 231V232H188ZM193 231V232H192ZM198 231V232H197ZM216 231V232H215ZM240 231V232H239ZM251 231V232H250ZM28 232V233H27ZM32 232V233H31ZM54 232H55V235H54ZM67 232V233H66ZM78 232V233H77ZM83 234H82V233ZM168 232V233H167ZM203 232V234H202ZM207 232V233H206ZM215 232V233H214ZM238 232V233H237ZM250 232V233H249ZM18 233V234H17ZM24 233V234H23ZM30 233V234H29ZM34 233V234H33ZM57 233V234H56ZM71 233V234H70ZM205 233V234H204ZM211 233V234H210ZM242 233V235H241ZM20 234V237L22 236L23 238H26V239H29V240H16V239H19L17 236H19ZM28 234V235H27ZM51 234V235H50ZM58 234H61V235H58ZM178 237V241H177V237ZM191 234V235H190ZM215 234V235H214ZM219 234V235H218ZM253 234V235H252ZM256 234V235H255ZM58 235V236H57ZM66 235V236H64ZM189 235V236H188ZM196 237H195V236ZM198 235V237H197ZM205 235V236H203ZM245 235V236H243ZM28 236V237H27ZM43 239H42V237ZM50 236V237H49ZM52 236V237H51ZM137 236V237H136ZM139 236V237H138ZM181 236V237H180ZM192 236V237H191ZM256 236V237H255ZM13 237V239H12ZM35 237V238H34ZM45 237V238H44ZM65 239H64V238ZM78 237V238H77ZM81 237V238H80ZM133 237H134V240H133ZM154 237V238H153ZM3 238V239H2ZM47 238V239H46ZM59 238V239H58ZM61 238V239H60ZM131 238V239H130ZM135 238H138L139 242L140 240L142 242H140L139 244V247H138V241L137 239L135 240ZM184 238V239H183ZM191 238V239H190ZM202 238V239H201ZM204 238V239H203ZM261 238V239H260ZM15 239V240H14ZM39 239V240H38ZM64 239V240H63ZM68 241H67V240ZM70 239V240H69ZM145 239V240H144ZM189 239V240H188ZM198 241H197V240ZM259 239V240H258ZM263 239V240H262ZM46 240V241H45ZM54 240V241H53ZM76 240V241H75ZM85 240V241H84ZM114 240V239H113ZM200 240V242H199ZM251 240V241H250ZM13 241V242H12ZM17 241L19 243H17ZM75 243H74V242ZM78 241V243H77ZM87 241H88V246L86 245L87 244ZM131 241V242H130ZM135 241V243L133 242ZM137 241V242H136ZM174 241V242H172ZM177 241V242H175ZM193 241H195L193 243ZM203 241V242H202ZM205 241V242H204ZM239 241V242H238ZM261 241V242H260ZM40 242V243H39ZM50 242V243H49ZM58 242L61 244H58ZM65 242V243H63ZM69 242V243H68ZM86 242V244H85ZM96 242V243H97ZM149 242V243H148ZM83 243V244H82ZM172 243V245H171ZM181 243V244H179ZM184 243V244H183ZM200 243V244H201ZM34 244V245H33ZM64 244V245H63ZM70 246H69V245ZM130 244V245H129ZM135 244L137 246H135ZM178 244V245H177ZM255 244V245H254ZM74 245V246H73ZM84 245V246H83ZM91 245V246H90ZM127 245V246H126ZM133 245V246H132ZM175 245V246H174ZM10 246V247H9ZM54 246V247H53ZM82 246L84 247V249H82ZM87 246V248H86ZM94 246V247H92ZM164 246V247H163ZM170 246V247H169ZM175 249H173L174 247ZM237 246V247H236ZM242 246V247H241ZM260 246V247H259ZM128 247V248H127ZM130 247V248H129ZM132 247V248H131ZM137 247V248H135ZM228 247V248H227ZM244 247V248H243ZM246 247V249H245ZM31 248V247H30ZM48 248V249H47ZM96 248V250H95ZM233 248V249H232ZM260 250H259V249ZM10 249V250H9ZM128 249V250H127ZM132 249V250H131ZM228 249V250H227ZM248 249V250H247ZM252 249V250H251ZM25 250V251H24ZM48 250V251H47ZM49 250H52L53 252L50 254L48 253ZM72 250V251H71ZM74 250V251H73ZM161 250V251H159ZM172 250V251H171ZM231 250V251H230ZM259 250V251H258ZM29 251V252H28ZM102 251V252H101ZM237 251V252H236ZM239 251V252H238ZM243 251V252H242ZM251 251V252H250ZM6 252V253H5ZM10 252V253H9ZM25 252V253H24ZM58 252V253H57ZM67 252V253H66ZM71 252V253H70ZM96 254H94V253ZM107 254L105 255L104 254ZM159 252V253H158ZM225 252V253H224ZM250 252V253H249ZM262 252V253H260ZM65 253V254H64ZM83 253V254H81ZM89 253H91V256L88 255ZM93 253V254H92ZM101 253V254H99ZM103 253V254H102ZM111 253V254H109ZM209 253H211L209 255ZM254 253V254H253ZM5 254V255H4ZM8 254V255H7ZM116 254V255H115ZM135 254V255H134ZM153 254V255H152ZM213 254V255H212ZM229 254V255H228ZM233 254V255H232ZM241 254V255H240ZM54 255V256H53ZM56 255V256H55ZM78 255V254H77ZM97 255V256H96ZM102 255V256H101ZM156 256L157 255V258H152L151 262L149 263L148 261L146 262V260L149 259L150 256ZM158 255H161V258L160 256ZM30 256V257H29ZM33 256V257H32ZM45 256V257H46ZM51 256H53L50 260ZM58 256V257H57ZM69 256V257H68ZM85 256L86 258H89ZM96 256V257H95ZM104 256V257H103ZM108 258H107V257ZM209 256V257H208ZM243 256V258L241 257ZM261 256V257H260ZM4 257V258H3ZM102 257V258H101ZM110 257V258H109ZM112 257V258H111ZM160 260H159V258ZM209 259H208V258ZM232 257V258H231ZM263 257V258H262ZM29 258V260L27 261V259ZM93 258V260H91ZM101 258V259H100ZM105 258V259H104ZM108 260H107V259ZM134 258V259H133ZM148 258V259H146ZM208 260H207V259ZM213 258V259H212ZM215 258V260H214ZM227 260H226V259ZM250 258V259H249ZM24 259V260H23ZM26 259V260H25ZM59 259V260H58ZM114 259V260H113ZM155 259V260H154ZM158 259V260H157ZM233 259V260H232ZM252 259V260H251ZM258 259V260H256ZM16 260V261H15ZM63 260V261H62ZM74 260V261H73ZM106 260V261H105ZM110 260V261H109ZM112 260V262H111ZM156 261V263L154 261ZM163 260V261H162ZM172 260L174 259H170V261H166V264H188L189 261L185 262L183 259H180V260H177V261H173L171 262ZM226 260V261H225ZM256 260V262H255ZM261 260V261H260ZM3 261V262H2ZM21 261V262H20ZM43 261V262H44ZM101 261V262H100ZM142 261V262H140ZM153 261V262H152ZM161 261V263L159 262ZM239 261V263H238ZM251 261V262H250ZM25 262V263H24ZM44 262V263H45ZM61 262V263H60ZM69 262V263H68ZM73 262V263H72ZM109 262V263H108ZM137 262V263H136ZM169 262V263H168ZM176 262V263H174ZM221 262V263H220ZM254 262V263H253ZM260 262V263H259ZM75 263V264H76ZM79 263V262H78ZM77 263V264H78ZM46 264V263H45Z\"/></svg>","mask_w":264,"mask_h":264},{"label":"bare ground","instance_id":"6f19581e","mask_svg":"<svg viewBox=\"0 0 264 264\" xmlns=\"http://www.w3.org/2000/svg\"><path fill=\"white\" fill-rule=\"evenodd\" d=\"M18 1V0H16ZM33 1V0H32ZM57 0H34L33 2V5L30 6V7H27L25 10L22 9V17H28L30 15H33L37 21H36V27H35V30L33 32L30 33V35L28 36V46H31V48L33 49V53H34V56H33V53H32V56L31 57H28L27 60H26V67L27 68V71L28 69H31L30 71L32 72L35 68H38L40 65L44 64L48 65L49 61L52 60V59H55L56 57V54H58V52L60 51L59 49L62 48V44L65 42L66 43V40L69 39V37L67 36H72L71 34L73 33V31L75 30V27L78 25L79 27V23L81 22H87V25H88V22H90L94 27V29H97V27L95 28V25L96 23H98L97 21H99L101 18H105L106 21L103 22V25H101L100 27H98L100 30L102 29L104 32H107L108 34L111 33L112 35L115 34V36H118L119 38L116 40H113L112 38V41L105 46L104 49L102 50H99L102 52V54H109L110 57H105V60H103V62H99L98 64V61L96 62L98 64V67H96V63L93 65L96 67V69H91V70H86V71H83L84 69H82V72H79L77 74L78 76V82L76 83L75 87L73 88V93H72V102L76 103L77 106L80 105V102L78 100V97H82L84 96V99H88V97L92 94L93 95V92L96 91L97 89H99L101 86H105V85H108L109 88H106L109 92V90H114V89H117L116 93H115V96H121L123 97L125 94H124V89L125 90H128L126 88H124L123 86H127L124 85V82H125V79L126 77H129V78H133L134 81L137 83V85H139L138 87L140 86H145L147 85V83H151L149 82V80L152 78L153 76V79L156 80L157 78L155 76H160L164 79H162V81L164 80L165 81V84H166V94L167 96L163 95V98L161 97L162 95H160V97L162 99H160L159 95L157 97H159L160 100H158L156 97V99L159 101L158 104H160V109H158L157 111V114H155V116L153 117V119H151L150 123L154 126V124H156V120L157 119H164L163 121V124L161 125H164V124H169L171 122H174L177 120V117L175 116L176 113H178V111H185L187 108L190 109L193 107H196L197 110L200 109V111L202 112V108L205 110L209 109V114H208V117H209V120H210V123L218 130V132L220 133V137H221V133L223 132H229V131H233L232 134L234 135L236 141H229L231 138L229 137V144L224 146L222 143L221 145L224 146V147H227V149H230V150H234V152L232 153L233 154V166H238L239 165V161L241 159L239 158H242L241 156L244 154V148L242 150V145L244 144L245 141H249L250 143V147L252 146L254 148V152L253 154L251 155H248L247 156V161H249V159L251 158L250 162L246 165V169L244 168L243 171H240L241 169H239V173L240 175L238 174V179L237 180V186L236 189H238L239 191L236 190L234 197H232V199H234L233 201H231L232 199L230 198L229 200L231 201V203L233 202V205L235 207V205H242V206H248V207H252L253 209H257V208H260V212L261 213H264V67H262L263 65H261V75H260V80L258 79V81L256 80V82H254L252 84V82L250 81V76H249V73H247V70H252L254 68L255 65H257L256 63H259L260 61H264V51H263V47H264V36L261 34L262 30L264 29V27L262 28H254L253 27L255 25H257L259 22H256V21H249L247 18H246V13L245 12H241V11H234L233 8L237 7V3H234L233 6L231 7V9H227V11L225 13H221V17L217 18V16H214V14L210 12V8H209V1L211 0H72V6L71 7H74V8H71L68 10L67 8V13H64L63 15H60V16H56L57 19L55 18V20H53L52 18V15L50 19H52L53 21H50L48 20L50 15L47 16V11L46 12V6L50 3H53ZM59 1V0H58ZM70 1V0H69ZM26 2V1H25ZM232 3V2H231ZM18 5L19 7L22 6V4L19 2L18 4L16 2H14V0H0V9L2 8L3 10V15L2 17H0V28L4 25L3 23L7 20H9V16L16 12L18 9H21L18 8ZM31 5V4H30ZM70 5V4H69ZM27 6V5H26ZM67 6V5H66ZM65 6V7H66ZM213 6V5H212ZM211 6V7H212ZM228 7V5H227ZM18 8V9H17ZM62 8V7H61ZM5 10V11H4ZM59 12L61 10H58ZM64 11V10H63ZM62 11V13H63ZM64 11V12H65ZM101 11V14H98L99 12ZM1 12V11H0ZM2 13V12H1ZM52 14V13H50ZM218 14V13H217ZM20 15H21V11H20ZM219 15V14H218ZM12 16V15H11ZM32 16V17H33ZM54 16V14H53ZM14 17V16H13ZM48 18V19H47ZM30 19V18H29ZM101 19V20H102ZM14 20V19H13ZM25 20V19H23ZM101 20L99 21V23L101 22ZM12 21V20H11ZM21 21V20H20ZM32 21V19H31ZM103 21V20H102ZM14 22V21H13ZM30 22V21H29ZM20 23V22H19ZM94 23V24H93ZM98 23V24H99ZM105 23V24H104ZM3 24V25H2ZM14 24V23H13ZM97 24V25H98ZM101 24V23H100ZM261 24V23H259ZM258 24V25H259ZM2 25V26H1ZM81 25V24H80ZM85 25V24H84ZM82 26L85 28V26ZM9 26V25H8ZM13 26V25H12ZM15 26V25H14ZM90 26V24H89ZM5 27V26H4ZM10 27V26H9ZM22 27V26H21ZM28 27V26H27ZM23 28V27H22ZM25 28V26H24ZM80 28V27H79ZM16 29V28H15ZM78 29V28H77ZM93 29V30H94ZM97 29V30H99ZM9 30V29H8ZM12 30V29H10ZM24 30V29H23ZM31 30V29H30ZM29 30V31H30ZM79 30V29H78ZM85 30V29H84ZM96 32L98 33L99 31ZM101 30V32H102ZM16 31V30H15ZM28 31V32H29ZM80 31V30H79ZM95 31V30H94ZM264 31V30H263ZM22 32V31H21ZM76 32V30H75ZM84 32V31H83ZM82 32V34H83ZM104 32H102L104 34ZM96 33V34H97ZM100 33V32H99ZM9 34V33H8ZM80 33H78L79 35ZM85 34V33H84ZM83 34V35H84ZM92 34V33H91ZM94 34V33H93ZM75 35V34H74ZM73 35V36H74ZM77 35V34H76ZM77 35V37H78ZM110 35V34H109ZM82 36V35H81ZM89 36V35H88ZM97 36V35H95ZM6 37V36H5ZM11 37V36H10ZM110 37V36H109ZM73 38V37H71ZM82 38V37H81ZM95 38V37H94ZM108 38V37H107ZM1 39V38H0ZM4 39V38H3ZM2 39V40H3ZM20 39V38H19ZM77 39V38H76ZM75 39V40H76ZM105 39V38H103ZM6 40V38H5ZM12 40V39H11ZM10 40V41H11ZM15 40V39H14ZM70 40V39H69ZM68 40V41H69ZM80 40V39H79ZM86 40V37L85 39ZM102 40V39H101ZM26 41V40H25ZM82 42L79 43V41L77 43H79V45L75 44V47L69 52V53H65L64 57H57L59 59H55L54 63L50 64L48 66V68L46 69V71L42 74H39L38 76H36V78L31 82V80L29 81L30 84L33 85V82H41L42 83H46L47 81H50L51 79L53 78H56V75L58 74V71L64 66H62L60 68V65L63 63V61H67L69 58L72 60L74 59L75 60V64L73 63V60H72V63L74 65L78 64V62L80 63V61L82 60V58H84L85 56H89V57H93L94 55H96V51H93L94 49L90 50V48L88 49L87 47V43L85 41H83V38L82 40H80ZM88 41V40H87ZM98 42V41H97ZM101 42V41H100ZM103 42V40H102ZM1 43V41H0ZM13 43V42H12ZM74 43V42H73ZM94 43V42H93ZM4 45V44H3ZM7 46V45H6ZM9 46V45H8ZM19 46V45H18ZM25 46V45H24ZM61 46V48H60ZM21 47V46H20ZM30 48V47H28ZM95 48V47H94ZM26 49V48H25ZM7 50H8V47H7ZM18 50V49H17ZM10 51V50H9ZM8 51V52H9ZM29 51V50H28ZM62 51V50H61ZM98 51V53H99ZM1 53V51H0ZM3 53V52H2ZM29 53V52H28ZM63 53V52H62ZM7 54V53H6ZM20 54V53H19ZM63 55V54H62ZM259 55L261 56V60H259ZM4 56V55H3ZM7 56V55H6ZM28 56V55H27ZM99 56V55H98ZM16 58V57H15ZM101 58V57H100ZM6 59V58H5ZM8 59V58H7ZM46 61H45V60ZM21 60H23L21 58ZM259 60V61H258ZM3 61V60H2ZM45 61V62H43ZM48 61V62H47ZM1 62V61H0ZM15 62V61H14ZM23 62V61H22ZM69 62V61H68ZM68 62H66L68 64ZM82 62V61H81ZM21 63V62H20ZM24 63V62H23ZM71 63V64H72ZM5 64V63H4ZM11 64V63H10ZM22 64V63H21ZM64 64V63H63ZM66 64V65H67ZM71 64H69L70 66H72ZM87 64V63H86ZM2 65V63H1ZM7 65V64H6ZM4 65V66H6ZM23 65V64H22ZM3 66V67H4ZM12 66V65H11ZM19 66V65H18ZM16 66V67H18ZM25 66V64H24ZM44 65L40 66L41 68L43 67ZM70 66H68L67 68H69ZM90 66H91V63H90ZM258 67V66H257ZM2 68V67H0ZM7 68V67H6ZM5 68V69H6ZM10 68V66H9ZM46 68V67H45ZM65 68V66H64ZM63 68V69H64ZM67 68L65 69L67 71ZM73 67H70L69 68V71L71 72ZM83 68V66H82ZM92 68V67H91ZM16 69V68H15ZM71 69V70H70ZM142 69L143 72L141 74H139V71ZM3 70V69H2ZM10 70V69H9ZM37 69H35L34 71H36ZM40 70V69H39ZM43 70V69H42ZM137 70L138 71V74L137 75ZM257 70V68H256ZM6 71V70H5ZM4 71V72H5ZM33 71V72H34ZM44 71V70H43ZM81 71V70H80ZM1 72V71H0ZM3 72V73H4ZM7 72V71H6ZM10 72V71H9ZM17 72V71H16ZM33 72L31 73L33 75ZM40 72V71H39ZM74 72V71H73ZM72 72V74H73ZM141 72V71H140ZM8 73V72H7ZM6 73V74H7ZM15 73V72H14ZM35 73V72H34ZM41 73V72H40ZM65 73V72H64ZM75 73V72H74ZM1 74V73H0ZM36 74V73H35ZM34 74V75H35ZM60 74V73H59ZM58 74V75H59ZM155 75V76H154ZM11 76V74H10ZM9 76V77H10ZM16 76V75H15ZM31 77V76H30ZM32 77V79H33ZM156 79H155V78ZM14 78V77H13ZM2 79V78H1ZM11 79V78H10ZM29 79V78H28ZM153 80V81H154ZM159 80V78H158ZM157 80V81H158ZM127 81V80H126ZM160 81V80H159ZM158 81V82H159ZM161 81V82H162ZM163 81V82H164ZM4 82V81H3ZM24 82V81H23ZM68 82V81H67ZM131 82V80H130ZM160 82V83H161ZM44 83V85H45ZM49 83V82H47ZM128 83V82H127ZM132 83V82H131ZM153 83V82H152ZM5 84V83H4ZM3 84V85H4ZM55 84V83H54ZM53 84V85H54ZM154 84V83H153ZM158 84V83H157ZM10 85V84H9ZM40 85V84H39ZM131 85H134L133 83ZM136 85V84H135ZM156 85V84H155ZM25 86V85H24ZM30 86V85H29ZM63 86V85H62ZM74 86V85H73ZM130 86V85H129ZM148 86V85H147ZM157 86V85H156ZM155 86V88H157ZM160 86H163L164 88V85H160ZM1 87V86H0ZM11 87V86H10ZM41 87V86H40ZM48 87V86H47ZM68 87V86H67ZM106 87V86H105ZM136 87V86H135ZM148 87H151L148 86ZM5 88H7L5 86ZM32 88V87H31ZM143 90L144 88H147V87H141ZM154 88V87H153ZM162 88V87H161ZM29 89L30 91V88H27V90ZM47 89V88H46ZM57 89V88H56ZM59 89V88H58ZM105 89V88H104ZM132 89V87L130 88ZM138 89V88H137ZM149 89V88H147ZM151 89V88H150ZM52 90V89H51ZM62 90V89H61ZM102 90V89H101ZM99 90V91H101ZM136 89H134V92L133 93H137L135 92ZM140 90V89H139ZM141 91V92H144V91ZM155 90V89H153ZM158 90H161V89H158ZM164 90V89H163ZM68 91V90H67ZM66 91V92H67ZM105 91V90H104ZM132 91V90H131ZM151 91L150 93H152V90H148V92ZM162 91V90H161ZM112 92V91H111ZM147 92V90H146ZM157 93V90L155 91ZM163 92V91H162ZM6 93V92H5ZM20 93V92H19ZM30 93V92H29ZM47 93V92H46ZM62 93V92H61ZM97 93V92H96ZM110 93V92H109ZM140 93V92H138ZM145 93V92H144ZM143 93V94H144ZM149 93V94H150ZM28 94V93H27ZM44 94V93H43ZM21 95V94H20ZM19 95V96H20ZM46 95V94H45ZM55 95V94H54ZM65 95V94H64ZM95 95V94H94ZM93 95V96H94ZM111 95H114V94H111ZM140 95V94H138ZM145 95V94H144ZM148 95V94H147ZM152 95H155L154 91H153V94ZM157 95V94H156ZM59 96V95H58ZM93 96H92V99H93ZM98 97V95H96ZM95 96V97H96ZM107 96V95H105ZM165 96V97H164ZM1 97V96H0ZM52 98V94L49 93L48 96H46V101L48 98ZM54 97V96H53ZM87 97V98H85ZM100 97V96H99ZM98 97V98H99ZM103 97V96H102ZM114 97V96H112ZM125 97V96H124ZM141 97V96H139ZM68 98V97H66ZM70 98V96H69ZM97 98V99H98ZM128 98V97H127ZM142 98V97H141ZM145 98H147V96H145ZM144 98V99H145ZM149 98V97H148ZM59 99V98H58ZM83 99V100H84ZM90 99V97H89ZM114 99V98H113ZM150 99V98H149ZM155 99V100H156ZM45 100V99H44ZM60 100V99H59ZM94 101L96 99H93ZM108 99L106 98V101ZM110 97H109V100L108 102L110 101ZM121 100V99H120ZM134 100V99H133ZM143 100V98H142ZM146 100V99H145ZM148 100V99H147ZM151 100V99H150ZM153 100V98H152ZM61 101V100H60ZM86 101V100H85ZM91 101V100H90ZM93 101V102H94ZM99 101V100H98ZM103 101V100H102ZM101 101V102H102ZM126 101V100H124ZM137 101V100H136ZM44 102V101H43ZM71 102V103H72ZM84 102V101H82ZM91 102V103H93ZM134 102V101H133ZM139 102V100H138ZM141 102V100H140ZM153 102V101H152ZM156 102V101H155ZM154 102V103H155ZM7 103V102H6ZM48 103V102H47ZM55 103V101H54ZM63 103V102H62ZM73 103V104H74ZM85 103V102H84ZM88 103V101H87ZM96 103V102H95ZM104 103V102H103ZM116 103V102H115ZM136 103V102H135ZM145 103V101L143 102ZM142 103V104H143ZM153 103V104H154ZM43 104V103H42ZM67 104V103H66ZM89 105H91L90 103H88ZM94 104V103H93ZM97 104V103H96ZM100 103H98V106H96L94 104V108L91 107V109L89 110H92L93 112H95L96 114L99 113V109H101L102 111V108H99ZM118 104V103H117ZM139 105V106H142ZM146 104V103H145ZM149 104V103H148ZM137 105V103H136ZM135 105V107H136ZM151 105V104H150ZM66 106V105H65ZM83 106V104H82ZM106 106V105H105ZM132 106V105H131ZM130 106V107H131ZM134 106V105H133ZM156 106V105H155ZM159 106V105H157ZM156 106V107H157ZM11 107V106H10ZM73 107V105H72ZM112 107V106H111ZM129 107V108H130ZM150 107V106H149ZM6 108V107H5ZM74 108V107H73ZM80 108V107H79ZM122 108V107H121ZM137 108V112H138V107ZM140 108V107H139ZM142 108V107H141ZM195 108V109H196ZM74 109H77L74 108ZM94 109V110H93ZM124 109V108H123ZM132 109V108H131ZM135 108H133L134 110ZM144 109V108H143ZM146 109V108H145ZM174 114V115H171L170 117H162V113H160L162 110H169ZM194 109V110H195ZM68 110V109H67ZM132 110V111H133ZM141 110V109H139ZM90 111V112H92ZM98 111V113H97ZM100 111V112H101ZM122 111V110H121ZM120 111V112H121ZM129 111V110H128ZM136 111V110H135ZM150 111V110H149ZM196 111V110H195ZM71 112V111H70ZM108 112V111H107ZM116 111L114 110V113ZM119 112V113H120ZM130 112V111H129ZM156 112V111H155ZM193 112V111H192ZM197 112V111H196ZM201 112H198L201 113ZM204 112V111H203ZM207 112V111H205ZM204 112V113H205ZM117 113V112H116ZM117 113V114H119ZM122 113V112H121ZM180 113V112H179ZM187 113V112H186ZM93 114V113H92ZM109 113H107V116H108ZM111 114V113H110ZM109 114L108 118L111 116ZM132 114V116H131ZM130 116L128 115L127 117V120L126 122H124V124H126V127L122 130L118 132H116L117 136H119L120 138L121 137H125L127 136L126 134H128L130 136V126H132V124H136L138 120V118H140V116L137 118L136 116L138 115V113L136 112H131ZM142 114V113H141ZM184 114V113H183ZM197 114V115H198ZM203 114V113H202ZM72 115V114H71ZM88 115V114H87ZM115 115V114H114ZM125 115V114H124ZM126 115H127V112H126ZM200 115V114H199ZM198 115V116H199ZM205 115V114H204ZM3 116V115H2ZM65 116V115H64ZM115 116H120V115H115ZM123 116V115H122ZM142 116V115H141ZM148 116V114H147ZM182 116V115H181ZM179 116V117H181ZM192 116V115H190ZM202 116V115H201ZM197 117L199 120L200 118H203L202 117ZM58 117V116H57ZM56 117V118H57ZM112 118L114 116H111ZM194 117V115H193ZM205 117V116H204ZM119 118V117H118ZM122 118V119H123ZM196 118V121L198 120ZM114 119V118H113ZM7 120V119H6ZM104 120V119H103ZM115 120V119H114ZM185 121L183 122V124L188 121V119H184ZM198 120V121H199ZM9 121V120H8ZM86 121V120H84ZM83 121V122H84ZM118 122V120H115ZM121 121V123H123ZM144 121V120H143ZM202 121L205 123L204 119H202ZM17 122V121H16ZM82 122V121H81ZM179 122V121H178ZM192 122V121H190ZM194 122V120H193ZM202 122V124H203ZM207 122V120H206ZM87 125H88V122H86ZM84 123V125L86 124ZM91 123V122H90ZM89 123V124H90ZM116 123V122H115ZM120 123V122H119ZM120 123V124H121ZM143 123V122H141ZM199 123V122H198ZM201 123V122H200ZM6 124V123H5ZM80 124V123H79ZM79 124L77 123V129H80V127H82L83 125H81L79 127ZM82 124V123H81ZM107 124V123H106ZM138 124V123H137ZM136 124V125H137ZM159 124V123H158ZM201 124V125H202ZM86 125V126H87ZM135 125V126H136ZM141 125V124H140ZM148 125V124H147ZM2 126V125H1ZM13 126V125H12ZM125 126V125H124ZM134 126V127H135ZM143 126V125H142ZM142 126H139V127H142ZM150 126V124H149ZM153 126H150L153 128ZM157 126V125H156ZM160 126V125H159ZM166 126V125H165ZM164 126V128H165ZM181 126V125H180ZM191 126V124H190ZM193 126V125H192ZM191 126V127H192ZM48 127V126H47ZM73 127V126H72ZM79 127V128H78ZM138 127V126H137ZM144 127V126H143ZM142 127V128H143ZM148 127V126H147ZM167 127V126H166ZM171 127V126H170ZM189 127V126H188ZM187 127V129H188ZM190 127V128H191ZM196 127V126H194ZM206 127H210V126H206ZM85 127L83 126V129ZM88 128V126H87ZM121 128V127H120ZM146 128V127H145ZM144 128V130H146ZM149 128V127H148ZM161 128V127H160ZM198 128V127H197ZM82 129V130H83ZM136 129V128H135ZM154 129H156L154 127ZM162 129H163V126H162ZM192 131H194V128H191ZM200 129V127H199ZM207 129V128H206ZM3 130V129H2ZM6 130V129H5ZM76 130V128H75ZM88 129H86L85 133L87 132ZM114 130V129H113ZM143 130V129H142ZM160 130V129H159ZM205 130V129H204ZM203 130V131H204ZM210 130V129H209ZM208 130V131H209ZM7 131V130H6ZM10 131V130H9ZM31 131V130H30ZM71 131V130H70ZM81 131V130H80ZM84 131V130H83ZM132 131H134V128H132ZM140 131V129L138 130ZM147 132L149 131V129L146 130ZM152 131V130H150ZM149 131V133H150ZM158 131V130H157ZM161 131V130H160ZM199 131V130H198ZM197 131V132H198ZM202 130L201 132L204 133ZM207 131V130H206ZM207 131V132H208ZM211 131V130H210ZM215 131V130H214ZM213 131V135H216L215 132ZM5 132V131H4ZM13 132V131H12ZM25 132V131H24ZM78 132V130L76 131ZM82 132V131H81ZM159 132V131H158ZM188 132V131H187ZM186 132V133H187ZM196 132V129L195 131ZM207 132H205L207 134ZM217 132V133H218ZM11 133V132H10ZM71 133V132H70ZM73 133V132H72ZM113 133V132H112ZM145 133V132H144ZM190 133H193L190 131ZM204 133V134H205ZM212 132H210V135ZM219 133L217 136H219ZM6 134V133H5ZM8 134V133H7ZM15 134V132H14ZM28 134V132H27ZM77 134V133H75ZM83 134V132H82ZM109 134V133H108ZM111 134V133H110ZM135 134H138L137 132H135ZM140 134V133H139ZM138 134V135H139ZM146 134V133H145ZM154 132L152 133V136H153ZM156 134V133H155ZM195 134V133H194ZM199 134H200V131H199ZM198 134V135H199ZM225 134V133H224ZM230 134V133H229ZM19 135V134H18ZM33 135V134H32ZM134 135V134H133ZM144 135V134H142ZM141 135V136H142ZM151 136V134H149ZM157 135V134H156ZM202 135V134H201ZM200 135V136H201ZM209 136V133L207 134ZM206 135V136H207ZM228 134L226 133V136ZM9 136V134H8ZM12 136V133L11 135ZM16 136V135H15ZM36 136V135H35ZM74 136V135H73ZM69 137L68 140L66 141L67 142V148L70 150L71 148H73V145H75L76 143H78L79 140H81L82 138V135H76L74 137ZM85 136V135H84ZM88 136V135H87ZM111 136V135H110ZM162 136V134H161ZM193 136V134H192ZM195 136V135H194ZM193 138H196L194 137ZM226 136H222V139L224 140ZM18 136H16V139H17ZM24 137V136H23ZM29 137V136H28ZM95 137V136H94ZM102 137V136H101ZM116 137V136H115ZM135 137V136H134ZM137 138H139L138 136H136ZM149 137V136H148ZM147 137V138H148ZM163 137V136H162ZM185 137V136H184ZM190 135L187 136V141L186 143L189 144L191 141H190ZM202 137V136H201ZM205 137V136H204ZM202 137V138H204ZM214 137V136H213ZM216 137V136H215ZM19 138H21L19 136ZM110 138V137H109ZM136 138V139H137ZM153 138V137H152ZM160 138V137H158ZM178 138V137H177ZM176 138V139H177ZM180 138V136H179ZM191 137V139H193ZM202 138H199V139H202ZM207 138V137H206ZM208 138H211V137H208ZM219 138V137H218ZM3 139V138H2ZM7 139V137H6ZM34 139V138H32ZM67 139V138H66ZM99 139V138H98ZM111 139V138H110ZM118 139V137H117ZM125 139H128L129 138H124ZM132 139V138H131ZM151 139V138H150ZM154 139V138H153ZM152 139V140H153ZM156 139V137H155ZM233 139V138H232ZM234 139V140H235ZM4 140V139H3ZM19 140V139H18ZM25 140V139H24ZM22 139V141H24ZM28 140V139H26ZM89 140V139H88ZM94 140V138L92 139ZM106 140V139H105ZM122 140V139H120ZM134 140V139H133ZM143 140V139H142ZM182 141V139H180ZM195 140V139H194ZM198 139H196L195 141H197ZM208 140V139H207ZM207 140H203L206 141ZM215 140V139H214ZM218 140V139H217ZM216 140V141H217ZM12 141V140H11ZM16 141V140H15ZM38 141V140H37ZM91 142V138L89 140ZM100 141L102 140H99V141H92L91 146L94 147H97V150L96 152H92V149L91 150H86V152L84 154H82L77 160L75 159V161H73V164L70 166V169L67 170V174L66 175H69L70 178H72L74 180V182H76V187H75V190H82V193H87V194H90L92 195L93 193H99V198H98V203L97 204H100L101 205H108L109 204H115L117 203L119 200L122 199L123 195L124 194V181L121 180V178L124 176V177H127V175H131V174H134L136 175L135 173V168L140 164V163H144L145 165H141L142 167H146L147 166V163H149L148 167L150 169L153 168L154 169V173L151 171H148V177L150 176H154L155 178L157 177H162L163 175H165L164 173H166L165 171V166L168 167V165H166L168 162L166 161L167 156H163L164 158H161V159H157L155 158L156 154L158 156L159 152L157 153V149L159 148L158 146H156V154L153 152L155 151L153 149L152 151V154L154 153L155 155H152L151 154V151H149V149L147 148H143V147H138L135 149V150H131V152L127 151L128 153L125 152L126 155H123L122 159L119 160V159H116L115 157H113V154L111 155L112 157H103V160H99L97 158V156L100 154L99 153V147L101 144ZM119 141V140H118ZM123 141V140H122ZM140 141V140H139ZM138 141V142H139ZM146 141V140H145ZM148 141V140H147ZM179 141V139H178ZM33 142V141H32ZM57 142V141H56ZM86 142V141H85ZM120 142V141H119ZM127 142V141H125ZM131 141H129L130 143ZM133 142V141H132ZM141 142V141H140ZM150 142V141H149ZM157 142V141H156ZM160 142V141H159ZM177 141H175L176 143ZM194 142V141H193ZM218 142V141H217ZM3 143V142H1ZM0 143V145H1ZM6 143V142H5ZM9 143V142H8ZM65 143V142H64ZM63 143V144H64ZM80 143V141H79ZM118 143V142H117ZM122 143V142H120ZM124 143V141H123ZM128 143V142H127ZM146 143V142H145ZM196 143V142H195ZM193 143V144H195ZM239 143V144H238ZM22 144V143H21ZM26 144V143H24ZM136 144V143H135ZM147 144V143H146ZM151 144V143H150ZM180 144V143H178ZM177 144V145H178ZM4 145V143H3ZM105 145V144H104ZM125 145H128L125 143ZM149 145V144H148ZM163 145V144H162ZM172 145V144H171ZM200 145V144H199ZM221 145H220V148H221ZM237 145V146H236ZM239 145V146H238ZM18 146V145H17ZM41 146V145H40ZM39 146V148H41ZM65 146V145H63ZM62 146V147H63ZM76 146V145H75ZM84 146V145H83ZM109 146V145H108ZM129 146V145H128ZM133 146V145H131ZM130 146V147H131ZM164 146V145H163ZM198 146V145H197ZM212 146V144H211ZM209 145V147H211ZM219 146V145H218ZM12 147H15V146H12ZM80 147V146H79ZM118 147V146H116ZM124 147V146H123ZM129 147V148H130ZM152 147L151 146V150H152ZM166 147V146H165ZM164 147V148H165ZM201 147V146H199ZM208 147V148H209ZM215 147V146H214ZM245 147V146H244ZM18 149H20V145L17 147ZM59 148V147H58ZM66 148V149H67ZM102 148V147H101ZM100 148V149H101ZM112 148V146H111ZM110 148V149H111ZM115 148V147H114ZM113 148V149H114ZM119 148V147H118ZM117 148V149H118ZM126 148L128 147H125V150ZM161 148V147H160ZM169 148V147H168ZM168 148H165V149H168ZM190 148V146H189ZM207 148V147H206ZM213 149V147H211ZM210 148V149H211ZM219 148V147H218ZM217 148V149H218ZM219 148V149H220ZM5 149V148H4ZM3 149V150H4ZM11 149V148H10ZM14 150V152L16 153V151H18L17 149L15 148H12ZM24 149V148H23ZM89 149V148H88ZM103 149V148H102ZM107 149V148H106ZM123 149V148H122ZM165 149H163L164 151H166ZM192 149V147H191ZM196 149V148H195ZM200 151H201V148H199ZM203 149V148H202ZM211 149V153L210 155L213 153V150ZM216 149V147L214 148ZM222 149H225V148H222ZM220 149V150H222ZM226 149V150H227ZM9 150V149H8ZM6 149V151H8ZM22 150V148H21ZM29 150V149H28ZM27 150V151H28ZM46 150V149H45ZM53 150V149H52ZM68 150V151H69ZM162 150V149H161ZM172 150V149H170ZM187 150V149H185ZM198 150V149H197ZM206 150H209V149H205ZM253 150V149H252ZM2 151V150H1ZM25 151V149H24ZM61 151V150H60ZM63 151V150H62ZM103 150H100V152L102 153ZM118 151V150H117ZM124 151V150H123ZM178 151V150H177ZM189 151V149H188ZM186 151V152H188ZM193 151V149H192ZM224 151V150H223ZM249 151H250V148H249ZM10 152V151H9ZM12 152V150H11ZM10 152V153H11ZM20 152V151H19ZM31 152V151H30ZM48 152V151H47ZM70 152H73V149L72 151ZM104 152V151H103ZM106 152V151H105ZM104 152V153H105ZM111 152V151H110ZM162 152V151H161ZM180 152V151H179ZM182 152V151H181ZM195 152V151H193ZM199 152V151H197ZM196 152V154H198ZM217 152V151H214V153ZM228 152V151H227ZM225 151V154L227 153ZM246 152V151H245ZM251 152V151H250ZM3 153H8V152H5L3 151ZM8 154V155H11V154ZM14 153V154H15ZM18 153V152H17ZM23 153V151H22ZM25 153V152H24ZM23 153V156H25V154ZM68 153V152H65V154ZM91 154L92 153V159H89L87 155L88 154ZM166 153V152H164ZM168 153V152H167ZM171 153V152H170ZM200 153V152H199ZM202 155L203 152H201ZM200 153V154H201ZM207 153V151L205 152V154ZM221 153V152H220ZM248 153V152H247ZM12 154V157L13 155ZM32 154V153H31ZM30 154V155H31ZM42 154V153H41ZM48 154V153H47ZM98 154V155H97ZM120 154V153H119ZM160 154H163L160 153ZM175 156L177 155L176 152L173 153ZM179 154V153H178ZM184 154V153H183ZM181 154V155H183ZM187 154V153H186ZM191 154V153H190ZM196 154H194V156H196ZM209 154V153H208ZM222 154V153H221ZM7 155V154H5ZM19 155V154H18ZM17 155V164L20 162L19 159L22 158L20 156ZM97 155V156H96ZM101 155V154H100ZM100 155L98 156L100 158ZM192 155V154H191ZM190 155V157H191ZM214 155V154H213ZM212 155V157H214ZM38 156V155H37ZM77 156V155H76ZM121 156V155H120ZM119 156V157H120ZM171 156H172V153H171ZM170 156V157H171ZM184 156V155H183ZM187 156V155H186ZM185 156V157H186ZM189 156V155H188ZM193 156V155H192ZM199 156V155H197ZM217 157V155H215ZM223 156V154H222ZM227 156L229 157V154H227ZM226 156V158H227ZM4 157V156H3ZM11 157V156H10ZM9 157V160H11ZM14 157H16V155H14ZM42 157V156H41ZM62 157V156H61ZM78 157V156H77ZM117 157V156H116ZM160 157H162L160 155ZM159 157V158H160ZM189 157V158H190ZM202 157V156H201ZM200 157V158H201ZM205 159L207 156H204ZM225 157V156H223ZM1 158V156H0ZM8 158V156H7ZM57 158V157H56ZM68 158V157H67ZM106 158V159H105ZM121 158V157H120ZM178 158V156H177ZM182 158V157H180ZM192 158V157H191ZM199 158V157H198ZM199 158V159H200ZM203 158V157H202ZM218 158H222V157H218ZM23 159V158H22ZM27 159V157H26ZM105 159V160H104ZM173 159V158H172ZM171 159V160H172ZM187 159V158H186ZM194 159V157L192 158ZM197 160L198 163L199 161L201 160ZM243 159V158H242ZM5 160H8V159H5ZM25 160V159H24ZM71 160V159H70ZM72 160H73V157H72ZM176 160V158H175ZM179 160V159H178ZM225 160V159H224ZM228 160V159H227ZM225 160V161H227ZM13 161V160H12ZM15 161V160H14ZM19 161V162H18ZM174 161V160H173ZM173 161L170 163H173ZM186 161V160H185ZM184 161V163H186ZM191 161V160H190ZM193 161V160H192ZM192 161H191V164H192ZM204 161V160H203ZM202 161V162H203ZM207 161V159L205 160ZM210 161V159L208 160ZM214 161V160H213ZM213 161H210V162H213ZM222 161V160H221ZM220 161V162H221ZM3 162V161H2ZM55 162V161H54ZM167 162V163H165ZM180 162V161H179ZM178 162V163H179ZM195 161H193L194 163ZM201 162V161H200ZM217 162V161H216ZM229 162V161H228ZM229 163V165L232 163ZM252 162V164H251ZM7 163V162H6ZM21 163V162H20ZM168 163V164H170ZM183 163V162H182ZM181 163V164H182ZM208 163V162H207ZM206 163V164H207ZM222 163V162H221ZM24 164V163H23ZM22 163L19 165H23ZM151 164V165H150ZM174 164V163H173ZM195 164V163H194ZM192 164V165H194ZM197 164V162H196ZM201 164V163H200ZM212 164V163H211ZM226 164V163H225ZM245 164V163H244ZM6 165V164H4ZM15 165V163H14ZM176 165V163H175ZM184 165V164H183ZM213 165V164H212ZM215 165L217 166V164L215 163ZM214 165V166H215ZM12 166V165H11ZM17 167V165H15ZM14 166V167H15ZM25 166V165H24ZM29 166V165H28ZM139 166V167H141ZM185 166V165H184ZM199 166H203V165H199ZM199 166H196L195 165V169H196V172H197V168ZM206 166V165H205ZM209 166V164L207 165ZM232 166V167H233ZM2 167V166H1ZM6 167V166H4ZM15 167V169H16ZM27 167V166H26ZM139 167H137L138 169H140ZM141 167V168H142ZM147 167V168H148ZM212 167V166H211ZM218 167V166H217ZM23 168V166H22ZM28 168V167H27ZM147 168L146 170L144 169V171H147ZM171 168V167H170ZM182 168V167H181ZM180 168V169H181ZM187 168H188V171L189 172V167L187 165ZM191 168V167H190ZM203 168V167H202ZM201 168V169H202ZM205 168V167H204ZM210 168V167H209ZM207 168V169H209ZM219 168V167H218ZM12 169V168H11ZM14 169L13 172H16ZM18 169V168H17ZM26 170V168H24ZM24 169H21L22 170V173L24 172L23 170ZM137 169V170H138ZM185 169V168H184ZM184 169H181V171H185ZM193 169V168H192ZM200 169V167L198 168ZM206 169V171H208ZM211 169V168H210ZM136 170V171H137ZM205 170V169H204ZM213 170V169H212ZM237 170V169H236ZM235 170V171H236ZM19 172H16L17 175L21 172L20 169H18ZM30 171V169L28 170ZM140 173H141V170H139ZM172 171V169H171ZM182 171V172H183ZM194 173H195V170H192ZM203 171V170H202ZM201 171V172H202ZM230 171V170H229ZM228 171V172H229ZM233 170V172H235ZM143 172V171H142ZM169 172V170H168ZM191 172V174L193 173ZM205 172V171H204ZM212 171H210L211 173ZM16 173H13V174H16ZM27 173V171H26ZM145 173V172H144ZM177 173V172H176ZM200 173V172H199ZM203 173V172H202ZM1 174V173H0ZM21 174V173H20ZM139 174V172H138ZM168 174V173H167ZM166 174V175H167ZM173 174V173H172ZM185 174V172H184ZM190 174V175H191ZM206 174V172L204 173ZM2 175V174H1ZM1 175H0V179L1 178ZM143 175V174H142ZM188 175V174H187ZM190 175H188L190 177ZM237 175V174H236ZM4 176V175H2ZM6 176V175H5ZM144 176V175H143ZM186 176V174H185ZM24 177V175H23ZM28 177V176H26ZM78 177V178H77ZM136 177V176H135ZM141 177V176H140ZM154 177L152 179H154ZM173 177V176H172ZM198 177V176H197ZM227 177V176H226ZM234 177V176H233ZM19 178V177H18ZM29 178V177H28ZM64 178V177H63ZM129 178V177H128ZM133 178V177H132ZM143 178V177H142ZM147 178V177H146ZM145 177L143 178V181H141L142 183H145V182H148L145 180L144 182V179H146ZM167 178V177H166ZM206 178V177H205ZM131 179V178H130ZM134 179V178H133ZM148 179V178H147ZM151 179V180H152ZM156 180V184L157 182L161 179H159L158 181ZM199 179V178H198ZM202 179V178H201ZM200 179V180H201ZM217 179V178H216ZM8 180V179H7ZM22 180V178H21ZM29 180V179H28ZM126 180V178L124 179ZM138 180V179H137ZM142 180V179H140ZM139 180V181H140ZM163 180V179H162ZM165 180V178H164ZM163 180V181H164ZM169 180V179H167ZM166 180V181H167ZM184 180V179H183ZM186 180V179H185ZM191 180H194L195 183H199V182H196L195 179H191ZM199 180V181H200ZM225 180V179H224ZM223 180V181H224ZM5 181V180H4ZM34 181V180H33ZM40 181V180H39ZM135 181V180H134ZM154 182V180H152ZM151 181V182H152ZM203 181H204V178H203ZM218 181V180H217ZM220 181V180H219ZM228 181V180H227ZM233 182L235 180H232ZM1 182H3L1 180ZM6 182V181H5ZM4 182V183H5ZM35 182V181H34ZM126 182V181H125ZM140 182V184H141ZM150 182V181H149ZM187 182V181H186ZM230 182V181H229ZM3 183V184H4ZM11 183V182H10ZM23 183V182H21ZM132 183V182H131ZM160 183V182H159ZM165 183V182H163ZM170 183V182H169ZM181 183V182H180ZM193 183V182H192ZM208 183V182H207ZM205 183V184H207ZM32 184V183H31ZM34 184V183H33ZM32 184V185H33ZM136 184V182L134 183ZM139 183H137V185L139 186L140 185ZM152 184V183H151ZM168 184V183H167ZM171 184V183H170ZM169 184V185H170ZM185 184V185H184ZM184 184L181 186V188H185V191H186V188L187 187H184V186H187V184H191L188 180L187 184L184 182ZM200 184V183H199ZM198 184V185H199ZM204 184V185H205ZM226 184V183H225ZM234 184V183H233ZM1 185V183H0ZM86 185V186H85ZM127 182H126V188H127ZM143 185V184H141ZM140 185V186H141ZM145 185V184H144ZM159 185V184H158ZM163 185V184H162ZM192 185V184H191ZM190 185V186H191ZM194 185V183H193ZM197 185V184H196ZM197 185V186H198ZM223 185V184H222ZM221 185V186H222ZM229 185V183H228ZM4 186V187H3ZM20 186V184H19ZM18 186V187H19ZM23 186V185H22ZM30 186V185H29ZM137 187V188H141V187ZM153 186H156L155 184H153ZM161 186V185H160ZM153 188L149 189V191L147 190V195L145 196H141V199L139 200L138 204L136 203L137 206H133V208L135 207L136 209L133 210L131 213L129 214H126V215H118V217H115V218H110L111 220L109 221L110 223H108L106 226H105V230L106 232H108L110 235H113V239L112 237H108L110 238L111 240H105L103 243H99L97 241H94L91 243H93L95 245V247L97 249H100V250H107L109 252H112V251H115V252H118V253H124L126 252L125 250V245L124 243L127 242V238H129L130 236H133L135 237V234H139V236L141 237H147L150 235L152 236L153 234H155V238L157 237L158 238H162L163 234L168 230L170 229L172 226H175V224L177 223V220L179 218V214H176L175 212H169V213H162V212H159L157 211L158 209L161 210L162 207L158 208L156 210V205L159 206V205H163L170 208V207H174V205L178 206V205H182V206H189L191 203H193V197L195 196H189V195H193V192L192 194H189L187 197H183L181 195L179 196H175V194L172 192L170 194L174 196H171L169 197L168 194L166 195V191H163V189L165 190V188L161 187V188ZM175 186V185H174ZM177 186V185H176ZM209 186V184H208ZM214 186V185H213ZM217 186V185H216ZM215 186V187H216ZM227 186V185H226ZM9 186L5 183V185H2V187L0 186V193H4L6 191V189L8 188ZM16 187V186H15ZM27 187V186H26ZM34 187V186H33ZM33 187H32V190H33ZM132 187V186H130ZM134 187H136V185H134ZM143 187V186H142ZM148 187V186H147ZM165 187H167L168 189L170 187H168V185L166 186L165 184ZM173 187V186H172ZM204 187V186H203ZM12 188V187H11ZM29 188V187H28ZM125 188V189H126ZM166 188V189H167ZM190 188V187H189ZM194 188V187H192ZM202 188V186H201ZM207 188V187H206ZM211 190L213 191L214 187H211ZM217 188V187H216ZM224 188V187H223ZM222 188V189H223ZM232 188L234 189L235 187L232 186ZM129 189V188H128ZM136 189V188H135ZM167 189V190H168ZM172 189V188H171ZM177 189H178V186H177ZM180 189V187H179ZM195 190L198 189V188H194ZM205 189V187H204ZM204 189H201V192L202 191H205ZM218 189H219V186H218ZM221 189V188H220ZM226 189V188H225ZM28 190V189H26ZM30 190V189H29ZM35 190V189H34ZM123 190V191H122ZM130 190H133L134 191V188L132 187V189ZM129 190V191H130ZM139 190V189H138ZM142 190V189H141ZM144 190V189H143ZM174 190V187L173 189ZM171 190V191H172ZM194 190V191H195ZM217 190V189H216ZM216 190H214V195L212 193H210V195L215 196V193L217 192ZM224 190V189H223ZM228 190V189H226ZM232 190V189H231ZM240 190H243V192H240ZM13 191V190H12ZM24 191V190H22ZM31 191V190H30ZM29 191V192H30ZM136 191V190H135ZM145 191V190H144ZM170 191V189H169ZM175 191H178L176 190L175 188ZM189 191V190H188ZM200 191V190H199ZM198 191V193L200 194V192ZM209 191V190H207ZM211 191V192H212ZM216 191V192H215ZM234 191V190H233ZM37 192V191H36ZM132 192V191H130ZM129 192V193H130ZM166 192V193H165ZM206 192V191H205ZM220 192V191H218ZM224 192V191H223ZM27 193V192H26ZM25 193V194H26ZM125 193H128V191ZM128 193V194H129ZM180 193V192H178ZM177 193V194H178ZM187 193V192H186ZM190 193V192H189ZM197 192H194V195L197 196V194H195ZM221 193V192H220ZM219 193V194H220ZM228 193V192H226ZM35 193H33L34 195ZM38 194V193H37ZM77 194H80L77 192ZM134 194V193H133ZM146 194V193H145ZM198 194V195H199ZM202 194V193H201ZM217 194V193H216ZM137 195V194H136ZM135 195V196H136ZM144 195V194H143ZM204 195V194H202ZM200 195V200H202L203 196ZM209 195V193H208ZM207 195V196H208ZM221 195V194H220ZM225 195V194H224ZM233 195V194H232ZM27 196V195H26ZM82 196V195H81ZM84 196V195H83ZM127 196V194H126ZM130 196V195H129ZM138 196V195H137ZM218 198L219 196L216 195ZM222 196V197H221ZM220 199H223V201L221 202H225L224 198H223V193L221 195ZM228 196H230V194H228ZM227 196V198H228ZM34 197V196H32ZM38 197V196H37ZM89 197V196H88ZM96 197V196H95ZM173 197V198H172ZM199 197V196H198ZM225 197V196H224ZM23 198V197H22ZM27 198H31L30 196L27 197ZM35 198V197H34ZM197 198V197H196ZM208 198V197H207ZM214 198V197H213ZM213 198L212 201H213ZM2 199V198H1ZM92 199V198H91ZM198 199V198H197ZM216 199V198H215ZM3 200V199H2ZM28 200V199H27ZM34 200V199H32ZM137 200V199H136ZM204 200V199H203ZM36 201H39V200H36ZM134 201V200H133ZM195 201V200H194ZM206 201V200H205ZM210 201V199H208V202ZM211 201V203H212ZM217 201H219L217 199ZM227 201V200H226ZM6 202V201H5ZM20 202V201H19ZM25 202V200H24ZM32 203V201H30ZM91 202V201H89ZM203 202V201H202ZM214 202V201H213ZM13 203V202H12ZM36 203V202H34ZM33 203V204H34ZM40 202L37 203V205L39 204ZM48 203V202H47ZM46 203V204H47ZM70 203V201H69ZM135 203V202H134ZM209 202V204H211ZM227 203V202H225ZM229 203V202H228ZM227 203V204H228ZM4 204V203H3ZM33 204H30L33 206ZM41 204V203H40ZM39 204V205H40ZM128 205V203H125ZM132 204V203H131ZM226 204V205H227ZM1 205V203H0ZM23 205V204H22ZM42 205V204H41ZM56 205V204H55ZM81 205V204H80ZM207 205V204H206ZM237 205V206H238ZM5 206V205H3ZM35 206V204H34ZM45 206V205H43ZM57 206V205H56ZM84 206V205H83ZM93 205H89V208H93L92 207ZM99 206V205H98ZM124 206V205H123ZM130 206V205H128ZM198 206V205H197ZM238 206V207H240ZM42 207V206H41ZM59 207V206H58ZM87 207V206H86ZM131 207V206H130ZM180 207V206H179ZM179 207L177 208L179 210ZM16 208V207H15ZM38 208V207H37ZM40 208V206H39ZM50 208V207H49ZM52 208V207H51ZM83 208V207H82ZM120 208V207H118ZM131 208V210L133 209ZM182 208V207H181ZM195 208V206H194ZM206 208V207H205ZM4 208H2L3 210ZM127 209V208H126ZM167 209V208H166ZM172 209V208H170ZM169 209V210H170ZM199 209V208H198ZM208 209V208H207ZM247 209V208H246ZM249 209V208H248ZM48 210V209H47ZM130 210V209H129ZM164 210V208L162 209ZM181 210V209H180ZM187 210V209H186ZM185 210V211H186ZM200 210V209H199ZM206 210V209H205ZM210 210V209H208ZM237 210V209H236ZM250 210V209H249ZM248 210V211H249ZM254 210V211H255ZM1 211V210H0ZM117 211V210H116ZM128 211V210H127ZM198 213L199 211L196 210ZM195 211V212H196ZM216 211V210H215ZM227 211V210H226ZM242 211V209H241ZM246 211V210H245ZM245 211H242L243 212V215L246 214L244 213ZM248 211H246L248 213ZM250 211H253V210H250ZM16 212V211H15ZM21 212V211H19ZM25 212V211H24ZM50 212V211H49ZM48 212V213H49ZM165 212V210H164ZM189 212V211H187ZM185 212V213H187ZM192 212V211H191ZM203 213V211H201ZM223 212V211H222ZM225 212V211H224ZM228 212V211H227ZM1 213V212H0ZM146 213V215H145ZM149 213V214H147ZM181 213V212H179ZM197 213V214H198ZM209 213V212H208ZM226 213V212H225ZM230 213V212H228ZM240 213V211H239ZM3 214V213H2ZM36 214V213H35ZM45 214V212H44ZM51 214V213H50ZM49 214V215H50ZM144 214V215H143ZM196 214V213H195ZM215 214V213H214ZM217 214V212H216ZM241 214V213H240ZM256 215V213H254ZM252 214V216L254 215ZM42 215V214H41ZM201 215V214H199ZM206 215V214H205ZM222 215V214H221ZM220 215V216H221ZM227 215V213L225 214V216ZM254 215V216H255ZM259 215V214H258ZM264 215V214H263ZM260 214V216H263ZM10 216V215H9ZM44 216V215H43ZM187 216V215H186ZM208 216V215H207ZM230 216V215H229ZM232 216V215H231ZM230 216V217H231ZM242 216V215H241ZM247 216V214H246ZM243 217V220H245L244 218L248 219L247 217ZM253 216V218H254ZM1 217V216H0ZM3 217V216H2ZM1 217V218H2ZM34 217V216H33ZM182 217V216H181ZM195 217V216H194ZM212 217V216H211ZM250 217V215H249ZM4 218V217H3ZM3 218L1 220H3ZM49 218V217H48ZM197 218V217H196ZM201 218V216H200ZM223 218V216H222ZM228 218V217H227ZM226 218V219H227ZM232 218H234V216H232ZM236 218V217H235ZM252 217H250L251 219ZM260 218V217H259ZM264 218V217H263ZM47 219V217H46ZM52 219V218H51ZM50 219V220H51ZM204 219V218H203ZM215 219V218H213ZM218 219V218H216ZM220 219V218H219ZM229 219V218H228ZM240 219V218H239ZM239 219H236L237 223H241L238 222ZM248 219V220H250ZM262 219V218H261ZM0 220V221H1ZM26 220V219H25ZM24 220V221H25ZM48 220V219H47ZM49 220V221H50ZM60 220V219H59ZM73 220V219H72ZM205 220V219H204ZM212 220V218H211ZM234 220V219H232ZM231 220V221H232ZM247 220V222H248ZM259 220V219H258ZM257 220V221H258ZM5 225L2 224L4 222H0V234L3 236H5L6 240L9 239V235L11 233H15L16 230H19V227L21 226H18V224L16 225L15 223L12 224V221L9 218L5 219ZM33 221V220H32ZM31 221V222H32ZM203 221V220H202ZM201 221V222H202ZM225 221V220H224ZM235 221V220H234ZM14 222V221H13ZM35 222V221H34ZM66 222V221H64ZM199 222V220H198ZM213 222V220H212ZM220 222V221H219ZM244 224V222L246 221H242ZM263 222V221H261ZM41 223V222H40ZM61 223V222H59ZM179 223H180V220H179ZM208 223V222H207ZM210 223V222H209ZM227 223V222H226ZM225 223V224H226ZM231 223V222H230ZM233 223V222H232ZM32 224V223H31ZM182 224V223H181ZM241 224V225H242ZM249 224V223H248ZM39 225V224H38ZM58 225V224H57ZM69 225V224H68ZM211 225V224H210ZM228 225V224H227ZM235 225V224H234ZM239 225V224H238ZM29 226V225H28ZM63 226V225H62ZM71 226V225H70ZM178 226L180 227V225L178 224ZM177 226V228H178ZM190 226V225H189ZM214 226V225H213ZM216 226V225H215ZM233 226V225H232ZM237 227V225H235ZM254 226V225H253ZM260 226H261V223H260ZM35 227V226H34ZM58 227V226H57ZM64 227V226H63ZM62 227V228H63ZM66 227V225H65ZM205 227V226H204ZM220 227V225H219ZM222 227V226H221ZM228 227V226H227ZM257 227V226H255ZM264 227V226H263ZM25 228V227H24ZM173 228V227H172ZM171 228V229H172ZM203 228V227H201ZM225 228V227H223ZM232 228V227H231ZM230 228V229H231ZM241 228V227H240ZM249 228V227H248ZM258 228V227H257ZM49 229V228H48ZM60 229V228H59ZM184 229V228H183ZM182 229V230H183ZM186 229V228H185ZM222 229V228H221ZM245 229V228H244ZM263 229V231H260L262 232L261 236L262 238L264 239V228H261ZM58 230V229H57ZM57 230H55V232H58ZM72 230V229H70ZM182 230L179 231L182 232ZM190 230V229H189ZM206 230V229H205ZM218 230V229H217ZM235 230V229H234ZM258 230V229H257ZM69 231V230H68ZM73 231V230H72ZM76 231V230H75ZM209 231V230H208ZM212 231V230H211ZM242 231L243 228H242ZM18 232H21L18 231ZM55 232H54V235H55ZM61 232V231H60ZM83 232V231H82ZM81 232V233H82ZM170 232V231H169ZM189 232V231H188ZM193 232V231H192ZM198 232V231H197ZM213 232V231H212ZM216 232V231H215ZM214 232V233H215ZM240 232V231H239ZM251 232V231H250ZM249 232V233H250ZM28 233V232H27ZM32 233V232H31ZM59 233V232H58ZM67 233V232H66ZM78 233V232H77ZM84 233V232H83ZM82 233V234H83ZM168 233V232H167ZM174 233V231H173ZM176 233V231H175ZM184 233V232H182ZM207 233V232H206ZM238 233V232H237ZM18 234V233H17ZM24 234V233H23ZM30 234V233H29ZM34 234V233H33ZM57 234V233H56ZM62 234V232H61ZM61 234H58V235H61ZM64 234V233H63ZM62 234V236H63ZM71 234V233H70ZM136 234V235H137ZM177 234V233H176ZM203 234V232H202ZM205 234V233H204ZM211 234V233H210ZM28 235V234H27ZM51 235V234H50ZM57 235V236H58ZM175 235V234H174ZM191 235V234H190ZM215 235V234H214ZM219 235V234H218ZM230 233H226L225 236L226 237H230ZM242 235V233H241ZM253 235V234H252ZM256 235V234H255ZM56 236V235H55ZM66 236V235H64ZM138 236V237H139ZM176 236V235H175ZM189 236V235H188ZM195 236V235H194ZM205 236V235H203ZM245 236V235H243ZM19 239H16V240H29V239H26V238H23L22 236L20 237V234L19 236H17ZM28 237V236H27ZM42 237V236H41ZM50 237V236H49ZM52 237V236H51ZM126 238L127 240H121L122 238ZM134 237H133V240H134ZM137 237V236H136ZM177 237V236H176ZM181 237V236H180ZM192 237V236H191ZM196 237V236H195ZM198 237V235H197ZM226 237H220V236H211L209 237L208 239H205L207 242H205L204 244H202L199 240V242L201 243H194L195 241H193L194 244H190V242L188 243V241L185 243V245H179V246H176L177 247H180V249H176L177 251H172L170 253V248L166 247L164 250L162 249L159 250L161 251L160 254H162V257L161 258V255H158L160 256L161 259L165 260V264H166V261H170V259H174L172 260L171 262L173 261H177V260H180V259H183L185 262L189 261L188 264H199L201 261H203L205 254L206 252H214V254L221 249L222 251V248L224 246V243H225V240L223 238H226ZM256 237V236H255ZM35 238V237H34ZM45 238V237H44ZM64 238V237H63ZM78 238V237H77ZM81 238V237H80ZM152 238V237H150ZM154 238V237H153ZM3 239V238H2ZM13 239V237H12ZM43 239V237H42ZM47 239V238H46ZM59 239V238H58ZM61 239V238H60ZM65 239V238H64ZM63 239V240H64ZM131 239V238H130ZM137 239V241L139 240L138 238H135V240ZM184 239V238H183ZM191 239V238H190ZM202 239V238H201ZM204 239V238H203ZM261 239V238H260ZM262 239V240H263ZM15 240V239H14ZM39 240V239H38ZM67 240V239H66ZM70 240V239H69ZM145 240V239H144ZM189 240V239H188ZM197 240V239H196ZM259 240V239H258ZM17 241V243H19ZM46 241V240H45ZM54 241V240H53ZM68 241V240H67ZM76 241V240H75ZM85 241V240H84ZM136 241V242H137ZM177 241H178V237H177ZM175 241V242H177ZM198 241V240H197ZM251 241V240H250ZM13 242V241H12ZM74 242V241H73ZM97 242V243H96ZM131 242V241H130ZM135 243V241H133ZM139 242V241H138ZM140 242H142L140 240ZM140 242L138 243V247H139V244ZM174 242V241H172ZM203 242V241H202ZM239 242V241H238ZM261 242V241H260ZM15 243V242H14ZM10 244L11 247H12V250L15 254V257L16 259H21L22 258V255L20 252L21 250L19 249H31L30 252H33L31 253L34 258H32V261H31V264H52V261L56 258H54L53 256H51V258L53 257V260L50 262V263H47L49 259H47V256L46 254L47 253H42L43 252V249L41 251V248H36V247H32L31 246V243H27L25 242L24 244ZM40 243V242H39ZM50 243V242H49ZM65 243V242H63ZM69 243V242H68ZM75 243V242H74ZM78 243V241H77ZM149 243V242H148ZM58 244H60L58 242ZM83 244V243H82ZM86 244V242H85ZM88 241H87V246H88ZM184 244V243H183ZM34 245V244H33ZM61 245V244H60ZM64 245V244H63ZM69 245V244H68ZM81 245V244H80ZM80 245L78 243V245H76L75 243V246L73 247L75 249V252H73L71 255L73 256L72 258H75L76 259H80V261H77L78 264H92V261H89L90 260V257L87 256V253L84 255V258L82 259V255L80 256V252L82 251H86V250H81L80 249ZM130 245V244H129ZM172 245V243H171ZM178 245V244H177ZM255 245V244H254ZM70 246V245H69ZM84 246V245H83ZM82 246V249H84V247ZM86 246V248H87ZM91 246V245H90ZM127 246V245H126ZM133 246V245H132ZM135 246H137L135 244ZM175 246V245H174ZM173 246V247H174ZM10 247V246H9ZM31 247V248H30ZM54 247V246H53ZM94 247V246H92ZM164 247V246H163ZM170 247V246H169ZM237 247V246H236ZM242 247V246H241ZM260 247V246H259ZM89 248V247H88ZM87 248V249H88ZM95 248V250H96ZM128 248V247H127ZM130 248V247H129ZM132 248V247H131ZM137 248V247H135ZM228 248V247H227ZM244 248V247H243ZM48 249V248H47ZM175 249V247L173 248ZM233 249V248H232ZM246 249V247H245ZM259 249V248H258ZM10 250V249H9ZM128 250V249H127ZM132 250V249H131ZM228 250V249H227ZM248 250V249H247ZM252 250V249H251ZM260 250V249H259ZM258 250V251H259ZM20 251V252H19ZM25 251V250H24ZM48 251V250H47ZM72 251V250H71ZM74 251V250H73ZM231 251V250H230ZM29 252V251H28ZM53 251L52 250H49L48 253H52ZM102 252V251H101ZM237 252V251H236ZM239 252V251H238ZM243 252V251H242ZM251 252V251H250ZM249 252V253H250ZM6 253V252H5ZM10 253V252H9ZM25 253V252H24ZM58 253V252H57ZM67 253V252H66ZM71 253V252H70ZM94 253V252H93ZM92 253V254H93ZM159 253V252H158ZM225 253V252H224ZM262 253V252H260ZM65 254V253H64ZM78 254V255H77ZM96 254V253H94ZM101 254V253H99ZM103 254V253H102ZM105 254V252H104ZM111 254V253H109ZM211 253H209L210 255ZM254 254V253H253ZM5 255V254H4ZM8 255V254H7ZM88 255L91 256V253H89ZM107 255V254H105ZM116 255V254H115ZM135 255V254H134ZM153 255V254H152ZM150 256L148 260H146V262L152 260V258L154 256ZM213 255V254H212ZM229 255V254H228ZM233 255V254H232ZM241 255V254H240ZM32 256V257H33ZM46 256V257H45ZM56 256V255H55ZM85 256L89 257V258H86ZM97 256V255H96ZM95 256V257H96ZM102 256V255H101ZM30 257V256H29ZM58 257V256H57ZM69 257V256H68ZM92 257V256H91ZM104 257V256H103ZM107 257V256H106ZM209 257V256H208ZM207 257V258H208ZM243 258V256H241ZM261 257V256H260ZM4 258V257H3ZM44 258L47 259L45 262L44 261ZM50 258V256H49ZM50 258V260H51ZM102 258V257H101ZM100 258V259H101ZM108 258V257H107ZM106 258V259H107ZM110 258V257H109ZM112 258V257H111ZM154 258H157V255L154 257ZM159 258V257H158ZM159 258V260H160ZM206 258V259H207ZM232 258V257H231ZM263 258V257H262ZM105 259V258H104ZM134 259V258H133ZM209 259V258H208ZM207 259V260H208ZM213 259V258H212ZM226 259V258H225ZM250 259V258H249ZM24 260V259H23ZM26 260V259H25ZM29 260V258L27 259V261ZM57 260V259H56ZM59 260V259H58ZM73 260V261H74ZM93 260V258L91 259ZM108 260V259H107ZM114 260V259H113ZM155 260V259H154ZM153 260V261H154ZM158 260V259H157ZM162 260V261H163ZM215 260V258H214ZM227 260V259H226ZM225 260V261H226ZM233 260V259H232ZM252 260V259H251ZM258 260V259H256ZM255 260V262H256ZM16 261V260H15ZM30 261V260H29ZM45 263H44V262ZM63 261V260H62ZM106 261V260H105ZM110 261V260H109ZM152 261V262H153ZM181 261V260H180ZM248 261V260H247ZM246 261V262H247ZM261 261V260H260ZM3 262V261H2ZM21 262V261H20ZM54 262V261H53ZM101 262V261H100ZM112 262V260H111ZM142 262V261H140ZM149 262V263H150ZM156 263V261H154ZM161 263V261H159ZM245 262V263H246ZM249 262V261H248ZM251 262V261H250ZM264 262V261H263ZM25 263V262H24ZM55 263V262H54ZM61 263V262H60ZM69 263V262H68ZM73 263V262H72ZM76 263V260L74 261V264ZM76 263V264H77ZM109 263V262H108ZM137 263V262H136ZM169 263V262H168ZM176 263V262H174ZM221 263V262H220ZM239 263V261H238ZM244 263V264H245ZM254 263V262H253ZM260 263V262H259ZM59 264V263H58ZM103 264V263H102ZM107 264V263H105ZM109 264H112V263H109ZM114 264V263H113ZM118 264V263H117ZM123 264V263H122ZM139 264H148V263H145L144 261L142 263H139ZM153 264V263H152ZM157 264V263H156ZM164 264V263H163ZM171 264V263H170ZM181 264V263H180ZM185 264V263H184ZM208 264V263H207ZM211 264V263H210ZM215 264V263H214ZM235 264V263H234ZM243 264V262H242ZM248 264V263H247ZM256 264V263H255Z\"/></svg>","mask_w":264,"mask_h":264}]
</instances>
